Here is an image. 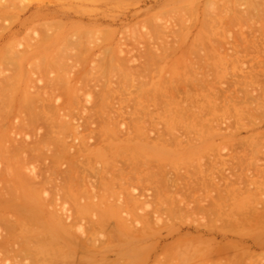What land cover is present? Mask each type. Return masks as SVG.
Returning a JSON list of instances; mask_svg holds the SVG:
<instances>
[{
	"label": "rangeland",
	"instance_id": "1",
	"mask_svg": "<svg viewBox=\"0 0 264 264\" xmlns=\"http://www.w3.org/2000/svg\"><path fill=\"white\" fill-rule=\"evenodd\" d=\"M12 1L15 2V10L7 11V14H4L2 16V18L0 19V61L3 60V62L0 63V87H1L2 80L5 77H7L6 78L7 80L10 79L11 78L10 75H12V73L15 75V76L12 77V79H15V80L13 81L11 79L13 81L12 82L13 86H12V84H10L9 88H8L7 83H6L7 80L6 81L3 80V83H6L7 86L3 84L4 88L3 89L0 88L1 89L0 90L1 91L0 92V94H1L0 96H1V98L3 96H5V95L9 96V97L12 96V98H13L12 100H15V98H17L14 103H17V102L18 103L14 104V105L15 106L18 105V107L21 106V108H22L23 104L25 105V104L28 103L27 101L24 100L26 98V96L28 98V96L32 95L31 92L33 93L34 89H36V91H38L39 89L41 91H43L44 82L47 83L49 81V79L51 80V78L54 79L56 77H57V79H56L57 81H59V79H61V81L63 82L62 83L63 84L62 85L63 88L61 87L62 88V92H60L59 94H56V96H55L56 99H61V100L62 99L63 100L71 99L70 95H72V93H74V92L76 93V94L74 93L76 101L81 100V101L85 102L84 99H86V96L88 94H90L91 97H94V99L101 98L102 97L101 96L102 95V91L104 89H106V86H107L106 83L107 82L112 81V83L115 84V83L119 82L118 80H120V81L122 80L123 81L124 77H126V73L127 72L124 73L125 76L121 72V64H120V62H122V67L124 66L123 64H125V63H123V61H124L123 58H120L121 61H118L119 60L118 56H119L120 53L118 54V52H117L118 51L117 50V47H118L117 45L119 44V42L124 41V39H126V41H124L125 44L130 49L133 48L132 49L133 50V52H132L133 57L138 60L139 52H141V50H143L145 45H146L145 44V39H146L147 34H148V37L150 36L149 34H153V35H151L155 39L154 42H153V45L156 46V50H159V51H156V53L161 52V53L157 54V55H159L158 57L162 56L161 55L162 52H164V53H165V51L167 52V56L165 54H163V56L165 55L164 59H162L163 56L161 57L162 60L159 59L160 62L158 61V58L156 59V62H158V64H157V66L154 65V66H156V67H154V69L152 68L153 72L150 70L151 74H150V72L147 73L145 75V78H141L140 76L138 78V76H137V79H142L143 82H146L147 83V84L145 83L146 86L148 85V87H146V88H150L151 90H153V88L155 86V83H157V81H161L162 83L161 82H158V83L162 84L163 87H164V86H167L166 84H168V83L169 84H173L172 83L173 80H174V82L176 80L179 82L180 78L181 79L182 78H186V73H185L183 68H180L181 66L179 65L178 61L179 60L181 61L182 57H183V59L185 58L186 60H187V58L190 57V56L188 57V55H189V53L192 54L193 51L192 52H188V54H187V51H188L187 48H190L189 51H191L192 50L191 48H193L192 47V43L195 41V39L200 40L199 39L200 37H201L200 41L202 42V40H203L204 42H202V43L200 42L199 43V41H197L198 42L197 46H194L196 48V49H194L195 50L194 51L195 54L194 53L192 55L190 54L191 55V60L192 61H194V60L197 61L196 59H198V63L199 62H201V63L203 62V65H205V66H207V65L209 66L210 65L209 67H211V68H209L208 66H207V68H209V69L206 68L208 74L211 72V70H214V69H212L213 67L216 69L219 65H221V63H223V65H221L220 67L225 66L224 64L228 63L227 66L229 68H227V69L228 70L230 69V71L227 70L228 71L227 73H229V74L232 73L231 72L232 70H238V66L241 64V62L238 63V62L234 61L233 63H230V62L227 61V59L225 60L226 53H228V52L231 53V51L233 50V47H231L227 43V39L228 38L226 37L227 38L226 39V38H224L221 35H215V36L211 37V36H209V34L207 32L203 31L205 29L201 28V24H202V22H204V19H207V18H204V17H208V16H206V15L204 16L203 13H202L203 15L202 14L201 15H197L195 13H191L189 11V9L187 8L188 7L187 5L189 4V2L191 0H186V1L185 0H0V5L3 4L5 6H7V7H9V3H11ZM214 1H216V0H214ZM221 1L219 3H221ZM223 1L225 2V0H223ZM240 1H241V3H244V4H242L243 6L241 5L244 9H245V7H249L248 6V5H250L249 0H246V1L245 0L244 1L240 0ZM251 1H253V0H251ZM224 2L219 4V5L222 6V4H224ZM235 2H236L235 0H232V1L230 0L229 3H231V7H229L227 9V11L229 10V12H231L230 11L231 9L233 10L232 11L233 13L231 12V14H230L231 18L228 17L229 13L227 11L226 12H227L228 16L226 15V17H225V15L224 16L221 15L222 14L221 10L222 9H226V7L229 5V4H227V2L224 5L225 7L223 6V8L220 9L221 14L220 13H218V14H220L219 17L223 16L222 18H220L221 20L224 21V23H222V25L226 23L225 21H227V18H230V19H228V21H229V20H232V18L235 17L236 14L238 15L237 11L240 10L239 8L241 6L238 7L240 5V3L239 2L235 3ZM185 3H186V5H185ZM212 3L210 2V4H212ZM237 3H239V4H237ZM216 4L215 5L212 4V7L209 6V9L205 8L204 9L205 12L207 10L208 13L209 12L211 13V10H210L211 8H213L214 6H215L214 8L218 7ZM246 4H247V6H246ZM182 6H187V7H185L187 9H185L184 7H183L184 9L180 8ZM221 6H219L218 8H220ZM236 6H237L238 10H237ZM176 7L177 8L179 7L178 9H179L180 12L172 11V9H174V8L176 10L177 9ZM207 7H208V5H207ZM181 9H183V11H181ZM216 10H218V9L216 8ZM216 10L213 9V12L216 11ZM172 12H175V13H172ZM223 13H224V11H223ZM208 15H210V14H208ZM219 17L217 16V17H215V18H213L211 20L214 21L217 18L216 21H215V22H217ZM257 17H255L256 19L252 18L251 21H249L247 18L246 19L243 18L242 19L243 21H245V20L248 21V22L246 21L244 25H243L244 22L241 21V20H239L240 21L239 24H238V22H235L236 26H235V23H234V27H231L229 33H231V35L232 34H236V33L239 34V33H244V30H245L246 34L247 33L249 34V30L248 29H250L251 25L253 24V23H250V22H253V21H255L257 23L259 22L262 26H264V20L262 19L263 17L260 18V19L258 18L259 19L258 21H257ZM210 18H212V17H210ZM210 18H209V20H210ZM195 20H197L196 23H194ZM198 20H199L200 23L198 22ZM261 20H263V21H261ZM220 21L217 22L218 25H214L212 23L215 27L211 26L212 28H210L208 26V32H209V29L214 30L216 28V26H219V30H218V27H217V30L220 31L221 27L223 28V26H224V25L223 26L220 25L221 24ZM89 23H92V25H89ZM198 23H199V25H197ZM191 24H196V25L192 26ZM256 25L260 27L259 24H256ZM160 26H161V28H160ZM165 26H172L175 29L174 31L179 30L178 32L177 31L176 32L179 33V34L181 33V35L179 36L180 39H177L178 37L175 36L176 32L174 33L175 34L174 37H176V38H173V35H172L173 30H170V31L168 29L167 30L166 29L163 30L162 27H165ZM198 26H200V27H198ZM203 26L204 25H202V27ZM252 26L255 27V24L252 25ZM254 27H253V29H254ZM79 28H82V30L91 29V32L93 30L94 31L95 30H99L100 32L102 31V34L104 33L103 31L105 29L106 30L110 29L109 31H112L111 34H113V32H114V37L116 35V39H114L115 41L112 40L109 43H104L102 45V47H100L98 50L95 51L96 62L94 60H92V59L89 60L90 62H88V66L87 67H89V66L92 67V65L94 63H96V64H94L95 66L99 65V67L101 68L100 71H102L103 74H104V75L102 74L104 79H103L102 82H98L97 79H96L97 82H93L91 80L93 78L84 80V81H86L88 83L87 86H84L82 84L84 87L87 88V90L84 93L79 92L78 89L75 88L77 86L71 87V86H73L71 84H73V83H74V85L77 84L75 82V81H77V78L74 79V77L76 76L74 73L77 70L81 69L80 66H81V64L85 63L83 61H85L84 58H86V55L84 56V58L83 57H76V53H78L81 50V48H80L79 45H75V46L72 45L73 47L69 48L71 46L70 42L72 40H73V42L79 40L85 45H90V43H89L90 40L89 39L90 38L93 39L94 37H92V35L94 33H96V32L98 33V31H95V32L93 31L94 33L92 35H90V34L88 35V33H90V32H88V33H84L83 32L79 36L78 33L81 32L79 30ZM156 28H158V29H156ZM205 28H206V26H205ZM71 29H74V30L72 32L68 33V31H71ZM182 30H184V32ZM76 31H79V32H76ZM215 31L216 30H214V32ZM218 31H216V32H218ZM105 32H107V31H105ZM107 33H105L103 35L106 36ZM163 33L167 34V35H170L169 36V42L167 44H165L164 41H163V36H162ZM197 33L199 35L198 38H197ZM221 33L223 34L224 31L223 32H219V34H221ZM225 33H227V32H225ZM61 34H62L61 39L59 41H57L59 39L58 37ZM100 34L98 35V37L99 36L102 37V34L101 35ZM111 34L108 33L109 36ZM159 34H161V35H159ZM53 35H55L54 38H52ZM71 35H73V36L75 35V37L72 36L73 37L72 40H71L72 37L69 38ZM96 36H97V34H96ZM109 36H108V38H109ZM74 38H76V39H74ZM43 39H47L48 40L49 47L47 49L43 48L42 50H40V53H38L39 54L38 55L37 53H35V47ZM110 40H111V37H110ZM110 40H108V41H110ZM138 40H139L140 44H139V42H137ZM64 41L66 42V44L69 43L70 46H68L69 44L68 45L62 44ZM104 41L106 42L105 39H104ZM228 41L230 43L232 40L229 39ZM9 43L11 45L10 47H13L12 48L13 49V53H9L8 49H6L7 47H9ZM171 43H172V46H174V47H170L169 46V49L170 48H172V49H170L171 51L170 50L168 51V46L167 45H171ZM7 44H8V46H7ZM199 44H201V45H199ZM164 45H165V47H164ZM179 47L180 48L183 47V48L180 49ZM126 49L127 48H125V50ZM184 51H186L185 52L186 54L184 53ZM11 52H12V50H11ZM207 52L209 53V55H206V54H208ZM198 54L199 55L202 54V55H204V56L206 55V56H205V58L204 57L203 58H199V57L196 58L197 56H199ZM49 55H51L50 58H41L43 56L47 57ZM210 55H213L214 57H212ZM10 56H12V59H14V63H13V61L12 62L10 61V59H9ZM121 56L124 57V55H121ZM121 56H119V57H121ZM192 57H193L194 60L192 59ZM200 57H201V55H200ZM248 57H250V56H248ZM248 57L243 62V65H245L244 66L245 68H246V65L247 66L249 65V67H250L254 63V62H252L253 59L250 58L251 59L250 60ZM36 58H38V59H36ZM176 58L179 59V60L175 61ZM207 58H210V59L208 60ZM50 59H51V61H53V65L52 66L49 65V66H51V70H52L51 72L47 71L48 68L50 70V67L48 66V64L50 63V61H49ZM201 59H202V61H200ZM45 60H47L49 63L47 61H45ZM99 60H100V62H99ZM188 60L190 62V59H188ZM92 61H94V63ZM174 61H175L176 64L178 63V65H175L176 67L180 66L179 67L180 69L178 71H174V69L172 67V64H175ZM187 61H183V62H187ZM46 62H47V68H46ZM126 62L128 63V61H126ZM189 62L187 64H190ZM38 63H41V64L44 63L45 64V65L43 64L45 66L44 68H46V70L44 69L45 72L43 71L44 74L41 73L40 71L37 72V70L40 69L39 67H38L39 69H37V66H36V71H35L34 68H31L32 64L39 65ZM142 63H143V61H142ZM72 64H73V66H74V64H76V66L74 67L76 69L73 70V67L71 69L70 65H72ZM111 64H113V65H111ZM153 64H155V63H153ZM180 64H182V63L180 62ZM86 65H87V63H86ZM86 65H85V67H86ZM139 65H141V59H140V61H136V62H132L131 61V63H129V65L127 66V69H129L130 66H131V69H132V68H135V67H137ZM182 65H186V64L183 63ZM39 66H41V65H39ZM125 66H126V64H125ZM151 66H153V65H151ZM235 66H236L237 69H233V67H235ZM68 67H70L71 71H70V69ZM124 68H122V69H124ZM240 68H242V67H240ZM33 69L37 73L33 72L32 71ZM67 69H69V70H67ZM168 69H169V71H168ZM171 69H173L174 73L172 72ZM246 69H248V68H246ZM88 70H90V69H88ZM175 70H177V68ZM225 70L226 69H224V71L222 72L223 74H225L224 73ZM217 71L220 73V69L217 70ZM217 71H216V73L218 74ZM67 72H69V74H71V72H72L73 76H71V75L69 76V74H68V76L70 78L68 76L66 77V75H67L66 73ZM175 72H178L177 75L175 74ZM237 72L238 71L233 72V73L235 74ZM131 73H133V72H131ZM214 73L212 72L210 74L213 75ZM76 74H77V72H76ZM90 74L93 75L92 73H90ZM128 74H129V70H128L127 76H128ZM148 74H150V76H147ZM173 74H174V77H173ZM210 74H209V76H210L209 78H213ZM223 74H222V76H223ZM8 76L10 78H8ZM94 76H95V74H94ZM71 77H73L72 80L73 79L75 80V81L74 80L72 81L73 83L71 82ZM216 77H218V76L215 75L214 78H216ZM67 78L70 79V80L68 79L70 82L67 80L69 82V84H67L68 82H66V80H65ZM120 78H122V79H120ZM33 79H35V81H37V82L34 84L35 86H32L33 83L30 84L33 87V89L30 88L32 90H30L31 92H28L29 90H27L25 87H27L29 81H31ZM53 79H52V81H53ZM130 79H131V77H130ZM181 79H180V81H181ZM11 80H8V82L11 81ZM234 80L230 79V78L229 79H225V80H223V83L227 84V83L233 82ZM52 81L51 82L49 81V83L51 84V83L54 82V81L53 82ZM81 81H83V79H81L80 82ZM49 83H47V84L49 85ZM135 83H137V82H135ZM57 84L59 85L60 83H57ZM77 85H80V83H78ZM59 86H61V85H59ZM156 86L157 87L158 86L161 87V85H159V84L156 85ZM5 87H7V89ZM66 87H67V89H66ZM111 87H114V86H111ZM163 87L159 88L160 92H161V89H163ZM146 88L144 87V89H146ZM235 88H236L235 92L237 93L238 96H243L244 93L246 92L242 88V86L238 85V86H235L233 89H235ZM257 88L258 87H256V89L254 88L255 90H251L250 89L251 90V91H249L250 92V94H249L250 98L253 97V95H254L253 99H257L258 100V97L256 98L255 96H258V94H261V93H259L257 91ZM63 89L65 90V92H64ZM165 89H167V88H165ZM26 90H27V92H26ZM129 90H131V92L133 94H136L137 86L135 88H129L128 91L125 92L126 93L125 96L127 94L130 95L129 94ZM259 91H260V89H259ZM24 92L26 94H28V95H25L24 97H22V95H24ZM105 92H107V89H106ZM146 92H148V89H147ZM151 92H153V91H151ZM154 92H156V91H154ZM158 92H156V93L158 94ZM35 93L38 94V92H35ZM161 93H162V95L164 94L163 92H161ZM161 93H159V94L161 95ZM34 94H33V96H34ZM133 94H132V96H133ZM147 94H149V93H147ZM155 94H153V95H155ZM247 94H248V92H247ZM263 94H264V92L261 94L262 98H264ZM149 95L151 96V93ZM164 95L162 97H165ZM76 96H79V100H77ZM9 97H7V98L3 97V98L8 99ZM31 97L32 96H30V98ZM153 97L160 98L161 96L159 97V96L155 95ZM243 97H241V98H243ZM21 98L24 100L23 104L21 103V101H22ZM72 98H74V96ZM148 99H149V97H148ZM248 99L249 98L242 99L243 101L244 100L247 101V102L245 101V103H243L242 110L244 109V107L247 108L249 106L253 107L254 105L255 106L257 105L258 102L255 104V102H256L255 101L254 105H253V104L248 102V101H250V102L252 101L253 102V99L252 98L249 99V100ZM12 100L9 99V102L12 101ZM29 100L30 99H28V101ZM160 100H159V102H161V106H159V108L160 107L164 108L166 104L163 105V102L165 103V101L162 102V100L161 101ZM260 100H259V102L261 104L260 103H258V104H260L261 107H262V104L264 103V99H263V102L260 101ZM19 101H20V103H19ZM81 101L79 103L81 105H83L84 102H82L83 103L82 104ZM117 101L118 100H116V105L118 106ZM25 102H27V103H25ZM11 103H13V102H11ZM72 103H71V105H72ZM74 103H75V101H74ZM74 103H73V106H74ZM19 104H20V106H19ZM80 104H78V105H80ZM85 104H87V101H86ZM89 104H87L85 106L84 105L83 106L80 105L79 106L80 109H78L79 107L77 108V106H76V108L78 110H76L75 106L72 107L77 112H71L70 113L71 117L73 116L72 117L73 120H72V124L68 122L71 118L68 119V121L66 120L68 122V125H70V126H68L67 129H70V127H71L72 131H74L73 127H78L79 125H80L79 127H81V125H82V127L79 128V129H82L84 127L83 124L85 123L86 115H84L83 111L82 112H79V111L82 110L83 107H86L85 109H87V108L91 109L92 108L90 106L91 104L90 105ZM14 105H13V108H14ZM247 105H249V106H247ZM260 105H259V107L257 106L258 109L261 108ZM30 107L31 106H29V108ZM151 107H152V105L150 106V108ZM29 108H27V110L33 112L32 111L33 109L30 108V109H32V110H30ZM152 108L154 109V107H152ZM166 108H167V110H169L168 106ZM24 109L26 110V108H23V110ZM74 109H72V111ZM85 109H83V110H85ZM151 109H150V111H151ZM153 109H152V111H153ZM158 109L156 111H158ZM247 109L249 110L248 111L249 114H247V115H251L252 117L246 115V113H247L246 110ZM247 109H244V111H246V112H244L242 114H245L246 116H244L242 118H239L240 116L237 117L238 115L235 114L236 115V119H240V122L237 121L239 124L234 119L235 118L234 114H233L234 115L233 119L230 117V116H233V115L228 114L226 116V119L224 118L225 117L224 116L223 118L214 121V123H213L214 126L213 127H215L216 129L217 128L220 129L219 130L220 132L223 131V133L233 134L232 138H226L227 141L225 139L221 140L220 138L217 137V135H215V134H217L219 132L218 129H217V131L213 130L214 132H212V130H211L212 129V127H211L212 125L209 126L208 128H205V127L203 128L202 126L205 125V124H203L201 126V128H199V129H202L201 131H199L197 129L194 132V130L196 129L194 127H196V124H195V126L194 125H190L194 121L193 117L190 118L191 119V121H190V119H189L190 116L182 114L183 115V119L185 118L184 121L182 122V123H184L183 125L189 126L190 127V131L192 130V132H194V133L190 132L189 133L190 135L187 133V136H185L186 133L184 134L185 138L186 137L187 138L186 139L184 138L185 144H183V142L181 143L182 147L179 144H177L179 146H177L176 144H175V146H173L171 144L169 147L168 146L167 147L159 146V148L155 147L154 145L148 147L144 143L141 144V145H142V147H144L145 150L148 151V153L149 152H153V156L154 157H156L157 155L160 156L159 154H161V156H163L161 158L164 159V156H165L166 158L169 157L168 159L170 160V157L172 156L171 158L173 160H170V161L167 160L168 162H166V165L164 164L165 162L162 163V168L163 169L165 168V167H163L164 165L167 166L166 168H168L169 174L171 173V171L172 172L175 171V169H177L176 171H178L179 168H180V171H178V172H182L183 171L185 173V169H187V171L191 173L193 168H194V170L199 168V165L197 166L196 164L197 163L198 164L201 163L202 158L204 156V154L201 155L202 149H200V147H199L200 145L203 146V145H206V143L210 144L213 141L212 144L213 145L215 144L214 148H216L218 143H219L218 146H221L223 144V142H225V143L231 142L232 149L231 148L229 149V147H231L230 146L231 144L228 146L229 143H227L228 148L227 147L225 148L226 145H224V144H223L224 148L220 147V148L224 149V150L221 149L220 151H222V152L225 151L224 153L221 152L222 155L223 156H229L228 154H232L231 152L235 151V149L233 150V148H234L233 147V145H234L233 142L237 141L235 143L236 144L235 147H238V151L240 150L242 152L240 154H244V152L242 151L243 146H246L249 143L246 142L247 144L244 143V145L242 147H240L241 144H238L239 143L238 140H244V139L247 140L246 138H250L251 136H253L252 134H258L255 137V139L253 138L254 136L251 137V138L254 139V140H252V143L254 141L255 142L254 143L255 146L253 147L252 143L250 144V146L249 145H247V146H249V147L252 146L253 149L250 148V152L251 153L252 152L253 153L256 152V154H257L256 156L259 157L261 160L259 158H258L259 160H256L257 157L256 156L253 157L252 156L253 153L251 155L252 156V158H251L249 153H248L249 151H247V150H246L247 152L245 151L248 154V155H246L247 156V160L245 158H243L244 161L246 160L249 163L250 160L248 159V157H250V159H252L251 160L252 162L251 161L250 162H251V164H253V166H249V167H254V169H256V172H255V170H253V171L251 170L252 172H254L253 173L254 176L252 174L251 178L250 177L248 178L247 181H249V184L245 181V183L247 185H249V187H248L249 189L244 191L245 190L244 188H247V186L245 185V183H243L241 185H245V187L242 186V187H244L243 190H242L244 192L237 191L236 194H233L232 192H230L231 194L229 193L228 196L225 195V197H224L223 196L225 194L224 193L225 191H224L223 195H222V193L220 194V195H222L224 197V199L222 198L223 200L221 202L222 206H221V204H219V205H220V207H222L221 211L223 213L226 210L228 211L230 209H233L234 210L233 212H237L238 216H239V214H238L239 211L242 212V213L244 211H246V213H247L248 212L247 210H250V208H252V210H255V209L259 210L258 211L259 213H261V211L263 210L262 213H264V166L261 165V163H263V165H264V156H262V155H264V134H263L264 133V110H263V112H260L261 110L259 109V111H255V115H252V114H254V113L250 114L251 111H252L250 109H252V108H250V109L247 108ZM25 110L22 111V112H21V109L20 110L18 109L17 111L13 110V112H11L12 113L11 115L6 110V112L8 114L5 112L6 113V115H5V113L3 112V115H2L3 117L1 116L3 120L0 119L1 120L0 121V131H1L0 133L3 135V137L0 138V139H2L0 141L1 142L0 143V145H1L0 147H1V149H2L3 146L4 147H3V151L0 149L2 151V154L1 153L0 154L1 155H5L6 158H7V155L8 154L10 155L11 152H13V151H14V153H12V154L15 155L16 149H17V154L19 153V155H20V153H22V151L18 152V149L20 147L19 146H15V145H17V144H19L21 142L23 143V141H25L24 144H27L26 142H28L29 143L28 145H31L30 143H32V141L34 143L35 139H39L41 134L43 133V131L46 130L45 128L49 127V126L48 127H44V126H46L45 122L47 120L45 118L46 120L45 119L43 120L44 121L43 122L44 126H42V129L40 127L42 124L40 123L41 124L39 126L40 128L38 126L34 127V129H36L38 127L37 130H34V131H29L28 130L29 132L26 130L27 134L25 133L26 131L23 132L26 135L21 134L22 131H23V129L21 128V123H20V128L22 129L21 133L19 131L20 128L18 129L19 126H17V125H18L19 121L20 122L22 121V123H23V118H27L29 116V114L28 115L25 114L26 113ZM164 110H166V109L165 108L162 109V113L165 112ZM63 112H64V110H62V113L61 112H54V113L63 114ZM253 112H254V110H253ZM51 113L53 115V112H51ZM66 113L68 114V112H66ZM160 113L158 114L159 116H160ZM180 113L181 112H179V114ZM230 113H234V112H230ZM238 113H240V112H238ZM256 113H257V115H256ZM47 114H50V113L46 112L45 115L47 116ZM67 114H65V115L67 116ZM169 114L172 115L171 113H169ZM242 114H240V115H242ZM165 115H166V113H165ZM165 115H163V116H165ZM52 117H51V119L50 118L48 119L49 121L47 120L48 123H51ZM61 117L62 116H59V118H61ZM63 117H65V116L63 115ZM68 117H70V116H68ZM227 117H228V119H227ZM42 118H44V116H42ZM47 118H48V116H47ZM56 119L58 120V118H56ZM54 120H55V118L53 119V121ZM57 120H55L56 122L52 121V125H54V124L57 125L58 124ZM158 120H162L163 121L164 118L162 117V119H158ZM58 121H59V123H61L60 119ZM195 121H197V120H195ZM225 121H228V122H225ZM163 122H161V123H163ZM185 122H187V123H185ZM230 122H231V125L228 124ZM199 123H200V121H199ZM235 123L238 124V127H237L238 129H236L235 125L237 126V124H235ZM56 125H55V127H56ZM162 125L165 126L164 123L163 124H159L158 128L159 127L163 128ZM229 125H230V129L228 127ZM232 125H233V127H232ZM191 126L192 127L194 126L193 127L194 130L192 129ZM16 127H17V129H16ZM92 127H93V129L97 128L98 127V123H94L92 125ZM226 127H228V128L226 129ZM53 128H54V126H53ZM60 128L58 126L59 130H61ZM158 128H156L155 130L151 129L150 131L151 132H155ZM215 128H213V129H215ZM43 129H45V130H43ZM56 129H57V127H56ZM67 129H65L66 132H67ZM231 129L234 132H235V130H240V131H239L238 134H234L231 131ZM16 130H18V131H16ZM52 130H54V129H52ZM75 130H77L76 134H79V133L81 134L80 131H82V130H80V131L78 129H75ZM224 130H225V132H224ZM226 130H228V131L226 132ZM229 130H230V132H229ZM68 131L72 132L70 130H68ZM78 131H79V133H78ZM84 131H85V129H84ZM55 132H57V131H55ZM59 132L60 131H58V134H59ZM74 133L75 132H73V134L71 133L70 135L74 136ZM2 135H0V136H2ZM27 135H29L28 136L29 139H27ZM65 135H66V133H65ZM68 135L69 134H67L66 139H65L66 140L65 145H67V144L70 145L71 144V145L74 146V149H75V147H76V150H77V148L80 149L81 147H79L77 145H79L78 142L79 143L82 142V140L80 138L81 135L80 136L79 135L75 136L76 138H80V139H76L75 137H73V136L71 137L70 135L69 136ZM152 135H154V133H152ZM63 136L64 135L62 134L59 137H61L63 139ZM188 136H190V137L188 138ZM61 138H59V139H61ZM188 139H189V141H188ZM208 140H211V141H208ZM218 140L222 141V142H219ZM2 141H3V143H2ZM36 141H41V138L39 140H35V142ZM75 142H76V144H75ZM88 142H89V140H88ZM241 142H243V141H241ZM250 142H251V140H250ZM190 143H193V144L191 145ZM220 143H221V145H220ZM21 144H19V145H21ZM24 144H22V145H24ZM138 144H139L138 141H133L132 143L127 142V144H124L122 146L131 147V145H135L136 146ZM69 145L65 146L66 149L68 148ZM80 145H82V144H80ZM101 145H102V143H99V142H94V141H92V142L90 141L89 142V146H90L89 148L93 149V151L98 150L101 147ZM193 145H195V146H193ZM238 145H240V146H238ZM50 146H52V144ZM171 146H173V147H171ZM196 146H198V147H196ZM10 147H11V149H10ZM14 147H15V149H14ZM136 147H138V146H136ZM52 148H53V146H52ZM160 148H162V149H160ZM193 148H194V150H193ZM217 148H219V147H217ZM51 149H48L45 146V148L42 149L43 150V154L44 153L45 154L46 153L49 154ZM81 149H83V148H81ZM244 149H245V147H244ZM9 150H11V151H9ZM76 150L72 149V152H74ZM228 150H229V152L230 151L231 152L229 153ZM248 150H249V148H248ZM251 150H253V151H251ZM69 151H71V150H69ZM217 151L218 150H216L215 152H217ZM220 151H218L217 153L220 154ZM238 151L236 150V152H238ZM3 152H5V153H3ZM183 152H185V153H183ZM110 153H112V152H110ZM154 153L156 155H154ZM206 153L209 154V153H212V152L207 151V152H205V155H206ZM126 154H125V156L127 158H129V156L134 157L130 153H129V156H128V153H126ZM1 155H0V181L4 180V178L8 179V181L5 180L4 181L5 184H1L0 185V189L2 191V188H3L2 185H7L6 184L7 182L9 184L10 183L9 181H11V183L9 184L10 187H12L11 184H13V183H15V184H13L14 186H16V184L17 185L19 184V186H20L19 188L20 189L16 188L17 190L14 189V191H15L16 195L19 197V199L18 198L17 199L18 200L21 199L22 202L18 201V200L16 202L15 201H12V202H13V205L16 203L18 207H19V205H21L23 210H22L21 206L19 207V209L21 208L20 211L17 210L16 209L17 206H16V207H14V212L16 210L17 211L15 213L13 212V215H11L12 211L7 212L6 211L7 209L5 210L6 207H10V205H12L11 204L12 202H10V204H7V202H4L2 200L3 196L1 197V195H5L6 192H8V191H6V192L2 191L3 193L0 195V202L2 200L4 203L7 204V205L5 204L3 206L2 205L3 202H2V204H0V209L2 207V208H4L6 213H8L5 216L10 217V215H11V216H13L15 218V215H19L21 219H24V221H25V219H27V218H24V216L28 217V216H32L33 215V217H31V218H34V220L32 219V221H33V224L35 223L36 225H34L31 228L30 227L26 228V230H28V232L27 231L25 232V230H24L25 234H22V233H20L21 232V230H20L21 228H17L16 227V224H18L19 226L23 225L22 220L20 219L15 224V227L17 228V230L19 229V231H17V235L19 234V236H17L15 234L17 238H14L13 240H8L9 237L13 236V232H14V228H15L14 227L12 229L13 226H12V223L10 222L11 223V231L13 230L12 231V235H10V236L8 235V236H6L7 238H5L3 240H0V241H4V243L0 242L1 243L0 244V248H3L4 246L7 247L9 245V243H11V245H12V247H14L15 251H13L14 254H13V252L10 253L11 252V249H10L11 247L9 245L7 247L9 249V253L10 254L7 252L9 255H7V254H5L3 252H0V264H37L39 261H40L39 264H41V263L43 264L44 262H47V264H205L207 261H209L207 264H212L210 262L212 257H210L209 253L215 252V250H217V248L221 247L223 245V243H224V245L226 247L229 246V245H233L235 247L240 248L239 250L237 248H235V249H237L236 251L238 253L235 252V250H233V251L236 253L237 257L240 255L239 254L240 251H242L244 253L243 254L242 252H240V253H242L241 255H243V256H239V257H242V258L244 257L243 259L240 258V259L243 260V262L241 264H245V263H247V261H248V263L250 262L249 264H253V263L254 264H264V243H263L264 242V227H263V225H264L263 223L264 222L259 226V228L260 227H262V228L259 229L257 227L258 230H257V228L254 229V231H256V232H254L253 230H251L252 228H250L249 230L252 233L248 232L247 229H248L249 226L247 225L248 224L247 223L246 224L247 225V229L246 230L250 234L245 233L246 232L245 228H241L243 230H241L240 234L237 233L240 230H238L236 232L235 229L229 230V232H227L228 231L227 228H230V227H226L227 231H223L220 226L223 225L224 219L225 220H226V218L229 219L230 216H231L232 219L233 218L236 219L238 216L236 215L237 217L236 216L232 217V215L229 216V213H228V215L224 213L225 215H227V217H225V218L224 217H220V215L223 216L222 212H221L222 214L220 212H218L220 214L218 216L217 215L218 213L216 211V209L218 210V208H216V207L219 206L217 204L219 201L217 202V200H218L217 198L218 197L215 198L218 195H217V193L212 192V191L210 192L209 190L208 191H202L201 190V194L204 197L208 193V196L205 197L206 198L205 201H203V199H205V198H202V203H205V204H202V205L207 206L209 204V208H211V206H212L213 210L215 209L214 211L211 210L214 213H212L210 211L211 213H209L210 214L209 215L206 212L204 213L202 210L201 211L200 210L199 211L195 210V206H197L198 204L201 205L200 201H199V203L197 202L198 203L197 204L196 200L193 199V200H195V202H194L191 199L190 195H188V194H186V195L189 196L190 201H185L186 199L189 200V198H187L188 196L185 198V200H182L185 197V192L186 191L185 190H184L185 192L182 191V192H184V194H182L181 190H178L180 185H178L179 184L178 179L176 180L174 176L175 175L176 176H178V175L180 176L181 174L177 175V174L174 173V175L173 174L172 175L171 174L168 175V177L169 176L172 177L173 180L175 179V181H174L175 183L172 180V182L174 183V185L172 184L173 186L170 185L168 182L167 183L169 185L168 186L165 185V183L167 181V177L166 178L163 177L164 179H162L163 181H165L164 185H163V183L162 184L160 183V182H163L162 180L161 181L159 180L160 181L159 182L160 185L158 184V181H157V183H155L154 185L157 184V185L160 186L159 189L157 188V186H155L157 188V190H159V191H157L156 188H154L153 184L150 185V186L147 185V184L146 185L142 184L143 186L141 184L139 186H134V184L132 185L130 183L131 185H129V183L127 184L125 178H126V176H131V175L133 176L134 175L132 173L133 163L128 164V165H132L131 168H130L131 169V173L129 174V172H130L129 171L130 170L129 167L130 166L129 167H127L128 165L125 166L127 163L125 162L126 163L125 164L122 161L123 160L122 158H121L122 159L121 161H122L123 164L121 163V161H117L116 157L119 158L120 155H118V156L116 155V157H115L116 159L115 160L113 159V164H114V161L115 162L117 161V164H118V162H120L121 165H119V167H121V169L119 167H118V170L116 168H113V172H112V170H111L112 168H110L111 172H110V170H107L109 172L107 174H105V175H107V178L104 176V174H103V176L107 180H109L110 177L113 176L114 180H112V181L114 182L116 180L117 183L115 182L113 184L111 182L112 184H108L109 181L107 183V181L105 179H104L105 182L102 183L100 181L101 180L100 178L102 176H100L99 174H98V176H96L95 174H97V173H95L94 175L96 177L95 176L93 177L92 176L93 174L91 173L92 174L91 175L90 172H89L90 178H91L90 179L91 180L90 184H92V183H93V185L95 184L94 188H93L90 185H89L90 187H88V184H89L88 179H85L86 181L84 179L83 180L81 179V177L84 176V175H81V174L84 173V172H82L84 168L81 169L82 167L80 166L81 167L80 168L79 164H78L79 168H77V165L75 164L76 166L74 165V167H76V168L74 169V167L69 165V163H70V162L68 163L69 160L66 159L65 161H63L61 163L59 162L60 163L59 167L61 168V169L60 168L59 169L63 170V171H67L69 169L67 171V173L65 172L66 174H69V171L72 173V171L70 169L73 168L75 173L77 172V176L78 177H77V179H75V181L73 179V181L75 182V183L72 184V185H74L73 186L74 188H72L71 190L70 189H65L69 193L72 191L71 193H73V194H74V192H73V190H74L76 195L74 194L73 196L68 197L69 196V193H68V196H67L68 198L67 199H63L65 201H63L61 199V201L66 203L64 205H65V207L67 209L64 210L62 208L63 205L61 207V206H58L59 203L58 204L55 203V201L58 202L59 201L58 199H60L59 197H61L60 196V192L57 193V194L55 193L56 192V189H55L56 187L55 186L56 185L57 186L65 185L63 183L61 184V182H63L62 177L64 178V176L62 174L63 172L61 173V171H57V170H59L58 168L55 169L57 167L58 163L55 166V164H52L51 160L46 158L44 163L39 160L40 164L38 166L43 168L44 165L46 164V165H48V168H50V170H51V166H52L53 167L52 169H54V171L61 173V175L59 173H58L59 175L57 174L58 176H61L60 177L61 180L57 177V175H55L56 173L55 174L53 173L52 170L51 171L48 170V172H46V170L44 169L45 167H44L43 170L41 171L37 165L36 166L32 165L33 162L35 163L36 161L29 162L31 164H29L28 167L30 165H32L33 167H36L37 170H38V175H41V173L44 171L43 173H45V174L47 173V175L49 174L52 177H54L53 175H55V177L52 179L53 181H52L51 185L50 184L48 186L46 185L45 186L46 188H44L42 191L40 190L41 188L39 186H38L39 188H32V189L28 188V189H26V187L22 184L21 180L24 177H26V176L30 177L29 180L30 179L33 180L34 173L31 172L30 170H27V172H26L25 171V169H26L25 167H27V166L23 165L24 166L23 167L21 165L19 166V164L17 165L16 164V162H17L16 159L18 158L17 156H16L17 157L16 159L13 156V158L16 160V162H15V160H13V162H12L13 158H12L11 155H10V157L12 158L11 160H10V158L9 159L7 158L8 159L7 160V159H5V157L3 159L2 158L3 156L1 157ZM23 155H25V153ZM21 156L22 155H20L19 158H21ZM25 156H23V157L25 158ZM109 156H112V155H109ZM153 156H151V157H153ZM196 156L199 157L200 162H199V160H197ZM113 157H114V155H113ZM200 157H201V159H200ZM44 158H43V160H44ZM107 160L106 159L104 160V164H103V162L101 164V162H100L101 160H99V162H96V161L93 160L91 162L92 164L90 163V166H92V168L96 167V169L98 168V170L95 169L96 170L95 171L94 168H93V170L91 169V172H94V171L95 172H97V171L101 172L102 169L104 168V165H106L105 161H107ZM126 160L128 162V159H125V161ZM8 161H10V162H8ZM75 161H76V159H75ZM97 161H98V159H97ZM159 161H161V160H159ZM25 162L26 161L24 160L23 163H25ZM72 162H71V164H72ZM134 162H136V160ZM23 163H21V164H23ZM109 163H112V160H111V162L109 161ZM151 163L149 165H143L144 167H146L144 170H143L144 167L141 165L143 168L140 167L138 172L141 170L142 173H144V171H145V173H147L146 171H150L152 168H154V169H156V168L160 169L161 168V167L159 168V166H158L159 164H161L160 162L158 163L156 160H154V163L156 164L157 167L153 163H152L153 165H151ZM157 163H158V165H157ZM26 164H28V163H26ZM82 164L84 165V163H82ZM115 165H116V163H115ZM123 165L125 166L126 169L127 168L129 169V170L127 169L128 173L125 172L126 169L123 168L124 167ZM195 165L197 166L196 168H195ZM90 166H88V167H90ZM114 166H112V167H114ZM22 167L25 168V169H23ZM85 167L87 168V166H85ZM115 167H117V166H115ZM173 167H177V168L173 169ZM257 167L262 168V171L261 172H257ZM18 168H21V169L19 170ZM149 168H151V169H149ZM166 168L164 170H167ZM226 168H227L226 171L229 172V168L228 167H226ZM247 168H248V166L245 169L242 168V170H241V168H239V170H240L239 172H241V173L243 172V174H244V172L247 171ZM16 169H18V170H16ZM76 169H78V170L80 169V170L76 171ZM88 169H90V168H88ZM99 169H101V170H99ZM123 169H125V170H123ZM134 169H135L134 173L136 175L137 174L141 175V173H137L136 167ZM158 169H157V171H158ZM190 169H191V171H190ZM250 169L248 168V171ZM23 170L26 173L23 172ZM115 170H117V171H115ZM152 170H151V172H152ZM40 171H41V173H40ZM74 171H73V173H74ZM84 171L87 172L86 170H84ZM251 171H249V174H251L250 173ZM49 172H52V173L50 174ZM103 172H104V170H103ZM153 172L156 173L155 170H153ZM183 172H182V175L184 174ZM20 173H21V175H20ZM152 173L151 174H147V175H149V176L153 175ZM255 173H258L259 175H255ZM29 174H31L32 177ZM158 174H157V176H158ZM167 174H168V171H165V172H162V174L160 173V176L161 175L162 176H164V175L167 176ZM192 174L194 175V172H192L191 175ZM227 174H226V176H227ZM71 175H73V174H71ZM193 175H192V179L196 180L195 177L193 178ZM19 176L21 178L23 176L24 177L22 179H20ZM85 176H86V174H85ZM184 176H185V174H184ZM187 176H188L187 178L186 177H184V178H186L188 180L190 179L189 182H188V180H186V182L190 183L191 178H190L189 174ZM10 177H12V178L10 179ZM39 177H41V176H39ZM84 177H82V178H84ZM252 177H256V178H252ZM16 178H17V180H16ZM74 178H75V176H74ZM156 178H154L152 180L154 181ZM180 178H179V180H180ZM182 178H183V176H182ZM56 179H57V183H58L59 180L61 181V182L59 181V183H58L59 185L57 183H55ZM158 179H160V178H157L156 180H158ZM252 179H254V180H252ZM254 181L256 183H253V185H252L251 182H254ZM182 182H185V179H184V181L182 180ZM99 183H102V184H99ZM176 184L179 186L178 188H177ZM9 185H7V186H9ZM135 185H138V184H135ZM53 186H54V189H52ZM183 186H184V183H183ZM61 187L65 188L64 186H61ZM180 188H182V186ZM250 188H252V190ZM21 189H23V190H21ZM58 189H59V187H58ZM9 190H11V189L9 188ZM60 191H61V189H60ZM10 192L14 193L13 191H10ZM65 192L63 191L62 193L65 194ZM36 193L37 194L39 193V195L37 196ZM158 193H159V195L161 193V195H160L161 197H159V198H161L160 199L161 202L158 201ZM31 194L32 195L35 194L38 197L37 198L38 200L39 199H42V200H39L40 202L36 201L34 199L35 196H32ZM252 194H255L254 198H252V196H251ZM16 195H15V198H16ZM28 195L32 196L31 200L34 197L33 199L36 202L32 201V203H31L30 197H28ZM55 195L58 198L57 200L55 198ZM183 195H184V197L180 201H178L179 198H181ZM24 196L26 197V199L28 197V199H27L28 201L25 199V201L23 202L22 198H25ZM64 196H63V198H65ZM179 196H181V197H179ZM15 198H14V200H15ZM219 198L221 199V197H219ZM43 200L44 201L46 200V202H49V203L45 204L46 202H44ZM182 201H184L185 204H182L183 203ZM25 202H27V203H25ZM28 202H30V204H32V207L34 205H36V206H34L35 208L33 207V211H32V208H30L31 205ZM37 202H39V203H37ZM131 202H132V204H131ZM133 203H134V205H133ZM28 204L30 205V207H28L29 206ZM127 204H131L133 206L130 205V206H126L125 207L124 205H127ZM38 205H39V207H37ZM254 207H255V209H253ZM24 208L26 210L28 208H30L31 212H29V211L25 212ZM236 210H239V211H236ZM22 211H24V212H22ZM227 211H226V213H227ZM231 212H232V210H231ZM250 212H251V214H249ZM258 212H253V211L250 210L247 215H249L251 217L252 213H257L256 217H258L260 215V214L258 215ZM57 213H58V215L60 217L62 216V218H63L62 220H64V222L63 221L62 222H63V224H65V227L70 225V227L68 226V230H69V231L67 230L68 233H66V230H65L67 228L64 229V231L66 233V235L63 234L64 238H62V235H59V236L56 235L55 232L51 230V229H54V227L50 223L54 220V218H57V217H55V216H57ZM242 213H241V215L244 216L243 215L244 213L243 214ZM0 214H2V212ZM241 215L238 218L241 219ZM247 215L245 214L244 217L246 218ZM53 216H54V218L52 219ZM263 216H261L259 218L262 219ZM13 217H10V218H12V220L10 218L9 219L14 222L15 220H14ZM60 217H58V218H60ZM244 217H242V219ZM252 217H254V215ZM252 217L249 218V219H252ZM31 218H30V220H31ZM57 219H55V220H57ZM27 221L30 222L29 219H28L24 223H26ZM49 221H51V222H49ZM230 222H231V220H230ZM5 223H7V222H5ZM10 223L8 222V224H10ZM21 223H22V225H21ZM228 223H226V224H228ZM30 224H31V222L28 225H30ZM230 224L231 223H229L228 225H230ZM30 226H32V225H30ZM233 226H235V224ZM218 227H220L221 230ZM222 227H225V225H223ZM241 227H243V226H241ZM8 228H10V227H8ZM223 229H225V228H223ZM29 230L31 232H29ZM7 231H8V229H7L6 225L4 224V222H3V224L1 222V224H0V233L2 234V236H5L8 233ZM60 231H63V228H61ZM51 232H52V234H51ZM235 232H236V234H235ZM218 233H220V235ZM231 233H234V234L232 235ZM241 233H245V234H241ZM257 234H258V236H256ZM15 235H14V237H15ZM224 235H226V236H224ZM2 236H0V238ZM50 236L52 238H54V240H59V243L58 244H57V242L53 243L52 240H50V239H52V238H50ZM239 236H241V238ZM236 237H237V239H236ZM254 237L256 238V240L254 239ZM70 241H72L73 244ZM228 242H230V243H228ZM12 243L14 244V246H13ZM68 243L71 244V245H68ZM222 248H223V246H222ZM5 251H7V250H5ZM251 255L253 256V258L251 257ZM254 256H255V258H254ZM246 258H247V260H246ZM37 259L38 260L42 259L43 261H41V260L38 261ZM235 259H236V257H235ZM240 259L238 260V262L241 261ZM255 259H256V262H255ZM213 260H215V259H213ZM219 260L222 261V262L224 260L223 264L227 263L225 261V259H223V260L219 259ZM244 260L246 262H244ZM36 261H37V263H36ZM215 262H216V260L213 262V264ZM217 264H220V262H218Z\"/></svg>",
	"mask_w": 264,
	"mask_h": 264
},
{
	"label": "bare ground",
	"instance_id": "2",
	"mask_svg": "<svg viewBox=\"0 0 264 264\" xmlns=\"http://www.w3.org/2000/svg\"><path fill=\"white\" fill-rule=\"evenodd\" d=\"M186 1V0H185ZM221 1V0H220ZM219 0H216V1H214V0H191L190 2H189V4L187 5V6H182V7H180V8H185V7H187L188 9H189V11L191 12V13H195V14H197V15H201L202 13L204 14V16L206 15V16H208V17H204V18H207V19H204V22H202V24H201V28H203V29H205V30H203L204 32H207L208 34H209V36H211V37H213V36H215V35H221V36H223L224 38H226L227 39V43L231 46V47H233V50L231 51V53H226V58H225V60L227 59V61L228 62H230V63H233L234 61H236V62H238V63H240L241 62V64L243 65V62L246 60V58L248 57V56H250V57H248L249 59L250 58H252L253 59V61L252 62H254L253 64H252V66H250L249 67V65L247 66L246 65V68H248V69H246L244 66L245 65H239L238 66V70H232L231 72L232 73H227L228 71H230V69L228 70L227 68H229L228 66H227V64L225 63L224 65L225 66H222V67H220L221 65H223V63H221V65H219L216 69L213 67L212 69H214V70H211V72L210 73H216V71L217 70H219L220 69V73L218 72V74L216 73H214L215 75H217L218 77H216V78H214L215 77V75L213 76L212 74H210L213 78H209L210 76H209V74H208V72H207V69H209V68H211V67H209L208 65V67L209 68H207V66H205V65H203V62L201 63V62H199L198 63V59H196V58H205V56L206 55H209V53L208 54H206L205 56L204 55H202V54H200L201 55V57H200V55L199 56H193L197 61H195L194 59H193V57H192V59L194 60V61H192L191 60V55L194 53V49H196L194 46H197V44H198V42L197 41H199V43L201 42L200 40H201V37L199 38L200 40H198V39H195V41L197 42H193L192 43V47L193 48H191L192 50L191 51H189V49L190 48H187L188 49V51H187V54H188V52H192V54L191 53H189V55H188V57L189 58H187V60L188 59H190V62H189V60L187 61L185 58L183 59V57H182V60L183 61H187V62H183L182 60L180 61L179 59H177L176 58V60L175 61H178V63H179V65L181 66H178V67H176L175 65H178V63L176 64L175 63V61H174V63L175 64H172V67H173V69H174V71H178L180 68H183L184 69V71H185V73H186V78H180L181 79V81H180V79H179V82L176 80L175 82H174V80H173V84H166L167 86H164L163 87V85L162 84H160V83H158V82H161V81H157V83H155V86H154V88H153V90H151L150 88H146V87H148V85L146 86V82H143L142 81V79H137V76H138V78H139V76L141 77V78H145V75L147 74V73H149L150 72V70L152 71L153 69H154V67H156L157 66V64H158V62H156V59L158 58V61L160 62V60L159 59H161V57L163 56V54H165L166 56H167V52L165 51V53L164 52H162V56L161 57H158L159 55H157V54H159V53H161V52H159V53H156V51H159V50H156V46L155 45H153V42H154V37H152L151 35H153V34H149L150 36L148 37V34H147V36H146V39H145V47H144V49L143 50H141V52H139V58H138V60L136 59V58H134L133 57V54H132V52H133V48L132 49H130L126 44H125V42L124 41H126V39H124V41H121V42H119V44L117 45L118 47H117V52H118V54H119V56H121V55H124V57H119L118 56V58H119V60L118 61H121V59L120 58H123V63H125L126 64V66H125V64H123L124 66L122 67V62H120V64H121V72L123 73V75L125 76V74L124 73H128V70H129V74H128V76H127V73H126V77H124V79H123V81L121 80H118L119 82H117V83H115V84H113L112 83V81H110V82H107L106 84H107V86H106V89H107V92H105L106 91V89H104L103 91H102V99L101 98H96V99H94V97H91V95L90 94H88L87 96H86V99H84L85 100V102L84 101H81V100H79V96H76V98H77V100H79V101H76V99H75V94L74 93H72V95H70V97H71V99H67V100H61V99H56V94H59L60 92H62V81H61V79H59V81H57L56 79H57V77L56 78H51V80L49 79V81L51 82L52 81V79H53V83H49V81L47 82V83H49V85L46 83V82H44V85H43V91H41L40 89L38 90V91H36V89H34V91H33V93L30 91V90H32L33 89V87L32 86H35L34 84L37 82V81H35V79H33V80H31V81H29V83H28V85H27V87H25L27 90H29L28 92H31V94L32 95H30V96H32L31 98H30V96H28V98H27V96H26V98L24 99L25 101H27V102H25V103H27V104H23V102H24V100L22 99V101H21V103L23 104V106H22V108H21V106H20V104H19V106L20 107H18V105L17 106H15L14 104H17V103H14L15 102V100L17 99V98H15V100H12L13 98H12V96L11 97H9V96H3V97H9L8 99H6V98H1V96H0V117L3 115V112L5 113L6 112V110H7V112H9V114L11 115L12 113L11 112H13V110H15V111H17L18 109L20 110L21 109V112L22 111H24L23 110V108H26V113L25 114H29V116L27 117V118H23V123H22V121L20 122H18V125L17 126H19L18 127V129L20 128V123H21V128L23 129V131H22V133H21V128L19 129V131H20V133L21 134H24V135H26L27 134V131L29 130V131H34V130H37V128L40 126L41 127V129H42V126H44L43 125V120L46 118L47 120L50 118L51 119V117L53 116L54 118H55V120H57L56 118H58V120L60 119V122L61 123H59V121L57 120V122H58V124L56 125V124H54V125H52V121H53V117H52V120H51V123H48L47 122V120H46V126H44V127H48V128H45V129H43V130H45V131H43V133L41 134V136H40V138H41V141H36L35 142V140H39V139H35L34 140V143H33V141H32V143H30L31 145H28L29 143L28 142H26L27 144H24V142L25 141H23V143L22 144H24V145H22L21 143H19V144H21V145H19V144H17V145H15V146H19L20 148L18 149V152H21L22 151V153H20V155H22L21 156V158H19V153L17 154V149H16V151H15V155H13L12 153H14V151L13 152H11V156H12V158H13V156H14V158L16 159L17 157V162H16V160L13 158H11L10 157V155L8 156L7 155V158L9 159L10 158V160L12 159V162H13V160H15V162H16V164L18 165L19 164V166L21 165V166H27V167H25V168H23V169H25V171L27 172V170H30L31 172H33L34 173V177H33V180H29V178L30 177H20V179H22L21 180V182H22V184L26 187V189H28V188H30V189H32V188H41L40 190L42 191L44 188H46L45 186L47 185H51V183H52V179L55 177V175H57L59 172H56V171H54V169H52L53 167L51 166V170L53 171V173L55 174V175H53L54 177H52V176H50L49 174V176L47 175V173L45 174V173H41V171L43 170V168L46 170V172H48V170L49 171H51L50 170V168H48V165H44V167L42 168V167H40V166H38L39 164H40V162H39V160L41 161V162H45V159L46 158H48L49 160H51L52 161V164H55V166L57 165V163H58V165H57V167L55 168V169H59L60 167H59V164L61 163V162H63V161H65L66 159H68L67 161H68V163H69V165L70 166H72V167H74V165L76 164L77 165V168H79L80 166L82 167H80L81 169H83V171L82 172H84L83 174H81V175H84L85 176V174H86V176L88 177H84V176H82V177H84V178H82L81 177V179L83 180H85V179H88V182H89V184H88V187H93L94 188V185H93V183L92 184H90V182H91V178H90V174L94 177L95 175L96 176H98V174L100 175V176H102L100 179V181L102 182V183H104L105 182V180L107 181V183H108V181H109V183L108 184H114L115 182H116V180L113 182L112 180H114L113 178V176L112 177H110V179L109 180H107V179H105V177L107 178V175H105V174H107L109 171H107V170H110V168H112L111 170H112V172H113V168H116L117 170H118V167H119V165H121V163H122V161L126 164H124L125 166H127L128 164H130V163H133V166L132 165H128L127 167H129V169L131 168V166H132V173L134 174L133 176L131 175V176H126V178H125V180H126V182H127V184L129 183V185H133L134 184V186H139L140 184L142 185V184H144V185H152L153 184V186H154V188H156L155 186H157V188L159 189V185H160V183L162 184L163 183V185H164V183H165V181H163L162 179H164L163 177H167V181H166V183L168 182L170 185H174V181H175V179L177 180L178 179V182H179V184L178 185H180V187L182 186V188H180L177 184H176V186H177V188H178V190H181V192L182 191H184L185 192V197H184V195L181 197V196H179V197H181V198H179V200L178 201H180L183 197V199L182 200H185V198L188 196V195H190V197H191V199L193 200V199H195L196 200V203L198 202L199 203V201H200V203H201V205L200 204H198L197 206H195V210H202L204 213L206 212V213H211L212 211L211 210H213V208H212V206H211V208H209V204L207 205V206H205V205H202V204H205V203H202V198H205V197H207L208 196V193L206 194V196L204 197L202 194H201V190L202 191H212V192H215V193H217V195L218 196H216L215 198H217L218 200H217V204L219 205V204H221V202H222V200L224 199V197H225V195H229V193L230 192H232L233 194H236L237 193V191H240V192H244V191H246V190H248L249 188V185H247L246 183H245V181L249 184V181H247L248 180V178L250 177L251 178V176H252V174L254 173V172H252L253 170H255V172H256V169H254V167H249V166H253V164H251V160L252 159H250V157L252 158V156L254 157V156H256L257 154H256V152H252L253 153V155H252V153L250 152V148H252V146L251 147H249L250 146V144L252 143V140H254L255 139V137L258 135V134H252L253 136H251V137H253V138H246L247 140H238V144H241V146L240 145H238V146H240V147H242L243 145H244V143H249V144H247V145H249V146H247L246 144V146H243V149H242V151L244 152V154H240V153H242L240 150L238 151V147H235V143L237 142H233L234 143V145H233V150L235 149V151H233V152H231L232 154H228L229 156H223L222 155V153H224V152H222V151H220L221 149H223L224 148V145H226L225 146V148L227 147L228 148V146L231 144V142H227V143H229L228 144V146H227V143H225V142H223V146L221 145V143H220V145L221 146H218V144H217V147H219V148H214L215 146V144L213 145L212 144V142L210 143V144H207L206 143V145H200L199 147H200V149H202V152H201V155H203L204 154V156H203V158H202V161H201V163H197L196 165L198 166L199 165V168H197V169H195L194 170V168L192 169V172H194V175H193V178L195 177V179L196 180H193L192 179V175H191V173L190 172H188L187 171V169H185V176H184V174L182 175V172H178V171H180V168L178 169V171H176L177 169H175V171H171V175L173 174L174 175V173L175 174H181L180 176L178 175V176H174L175 177V179L173 180L172 179V177H168V175H170L169 174V170H168V168H166L167 166H165L166 165V162H168L167 160H169L168 158L169 157H165L164 156V159L163 158H161V157H163V156H161V154H159L160 156H156V157H154L153 156V152H149L148 153V151L147 150H145L144 149V147H142V145L141 144H146L148 147L149 146H152V145H154L155 147H158L159 148V146H161V147H169L171 144L173 145V146H175V144L177 145V144H179L180 146H181V143L183 142V144H185V140H184V138H185V136H187V133L189 134L190 132L191 133H194L197 129L199 130V131H201L202 129H199V128H201V126L203 125V124H205V125H203L202 127L204 128H208L209 126H211L212 127V132H214V131H217V129L215 128V127H213L214 125H213V123H214V121H216V120H218V119H221V118H223L224 116V118L226 119V116L228 115V114H230V115H238L237 117H239V118H242V117H244V116H246L247 114H249V110L247 109V108H252V109H250V110H252L251 111V113L250 114H252V113H254V114H252V115H255V111H259V109L261 110L260 112H263V108H264V103L262 104V107H261V103L259 102V100L260 101H262L263 102V99L264 98H262L261 96V94L264 92L263 90H264V26H262L259 22L257 23V22H255V21H253V22H250V23H253L252 25H254L255 24V27L254 26H252L251 25V28L250 29H248L249 30V34L247 33L246 34V32H245V30H244V33H239V34H232L231 35V33H229V31H230V29H231V27H234V23L235 22H238V24L240 23V21L239 20H241V21H243L242 19L243 18H247L249 21H251L252 20V18H255V17H257V21L260 19V18H262L263 20H264V0H253V1H251V0H249V2H250V5H248L249 7H245V9L242 7L243 5L242 4H244V3H241V1L239 0H235L236 2H239L240 3V5L238 6L237 4H239V3H237L236 5L238 6V7H240L241 5V7L239 8L240 10H238V8H237V6H236V8H237V12H238V15L236 14V16L235 17H233L232 18V20H229L228 21V19H230L231 18V16H230V14H231V12L233 11L231 8V12H229V10L227 11V9L229 8V7H231V3H229L230 2V0H225V2H224V4H222V6L221 5H219V4H221V3H223L222 1H221V3H219L220 2ZM232 1V0H231ZM244 1V0H243ZM246 1V0H245ZM210 2L213 4V5H215L216 3V5L219 7V6H221L220 8H218V7H216L218 10H216V8H211L212 7V4H210ZM226 2H227V4H229L227 7H226V9H222L223 8V6L226 4ZM235 2V3H236ZM248 2V3H249ZM210 4V5H209ZM185 5H186V3H185ZM207 5H208V7H207ZM206 6V7H205ZM209 6H211L210 8V10H211V13L209 12L208 13V11L206 10V12H205V8L206 9H209ZM246 6H247V4H246ZM225 7V6H224ZM177 8V7H176ZM179 8V7H178ZM177 8V9H178ZM183 8V9H184ZM187 8H185V9H187ZM234 8V7H233ZM175 10V8L174 9H172V11H175V12H180L179 11V9L178 10ZM183 9H181V11H183ZM213 9L214 10H216V11H214L213 12ZM220 9H222L223 11H224V13H223V11L221 10V12H222V14H221V12H220ZM11 10H15V2H11V3H9V7H7V6H5V5H3V4H1L0 5V19L2 18V16L4 15V14H7V11H11ZM171 10V9H170ZM229 13V16H228V14H227V12ZM236 11V10H235ZM175 12H172V13H175ZM213 13V14H212ZM218 13H220L221 15H225V17H226V15L228 16V17H230V18H227V21H225L226 23L225 24H223L222 25V23H224V21L223 20H221L220 18H222V17H219V15L220 14H218ZM233 13V12H232ZM202 14V15H203ZM208 14H210V15H208ZM218 14V15H217ZM214 16V17H213ZM219 17L218 18V21H220V25H222L223 26V28L221 27V30L220 31H218L219 30V26H216V28L214 29V30H216V31H218V32H214V30H212V29H209V32H208V26L210 27V28H212V27H215L214 25H218V21L217 22H215L216 21V19L213 21V20H211V19H213V18H215V17ZM238 16V17H237ZM253 16V17H252ZM210 17H212V18H210ZM209 18H210V20H209ZM259 18V19H258ZM226 19V18H225ZM256 19V18H255ZM201 20V19H200ZM206 20V21H205ZM263 20H261V21H263ZM202 21V20H201ZM247 20H245V21H243L244 23H243V25L245 24V22H246ZM197 22V20H195V22L194 23H196ZM198 22H199V20H198ZM248 22V21H247ZM200 23V22H199ZM199 23L197 24V25H199ZM204 23V24H203ZM214 25H213V24ZM217 23V24H216ZM247 24V23H246ZM249 24V23H248ZM256 24H259L260 25V27L259 26H257ZM89 25H92V23H89ZM192 26L193 25H196V24H191ZM202 25H204L203 27H202ZM158 26V25H157ZM205 26H206V28H205ZM212 26V27H211ZM235 26H236V23H235ZM238 26V25H237ZM159 27V26H158ZM191 27V26H190ZM195 27V26H194ZM198 27H200V26H198ZM217 27H218V30H217ZM253 27H254V29H253ZM257 27V28H256ZM160 28H161V26H160ZM163 28V30H173V33H172V35H173V38H176V37H178L177 39H180L179 38V36L181 35V33L179 34V33H177L179 30H176V31H174L175 29L172 27V26H165V27H162ZM193 28V27H192ZM156 29H158V28H156ZM195 29V28H194ZM193 29V30H194ZM207 29V30H206ZM223 29V30H222ZM229 29V30H228ZM74 29H71V31H68V33H70V32H72ZM79 30L81 31L80 33H78V35L80 36V34L81 33H88V32H90V33H88V35L90 34V35H92L95 31H98V33L100 32L99 30H93L92 32H91V29H89V30H82V28H79ZM110 30V29H109ZM109 30H104L103 32V34H105V33H109V34H111L112 33V31H109ZM192 30V29H191ZM190 30V31H191ZM105 31H107V32H105ZM158 31V30H157ZM183 32H184V30H182ZM202 31V30H201ZM224 31V33L222 34H219V32H223ZM243 31V30H242ZM76 32H79V31H76ZM176 32V33H175ZM181 32V31H180ZM182 32V33H183ZM198 32V31H197ZM225 32H227V33H225ZM97 32L96 33H94L93 35H92V37H94L93 39L92 38H90L89 40H90V45H85V44H83L81 41H79V40H77V41H74L73 42V37H75V35L73 36V35H71L69 38H71L72 36V38H71V42H70V44H71V46H70V44L68 45V44H66V42L64 43H62V44H65V45H68V46H70L69 48H71V47H73V46H75V45H79L80 46V48H81V50L78 52V53H76V57H83L84 58V56L86 55V58H84V60L85 61H83V62H85V63H83V64H81V66H80V68L81 69H79V70H77L76 72H77V74H76V72L74 73L75 75V77H74V79H76L77 78V81H75L74 79V81L78 84V83H80V85H74V83L72 82L73 80H72V78L73 77H71V82L73 83V84H71V85H73V86H71V87H74V86H77V87H75V88H77L78 89V91L79 92H82V93H84L86 90H87V88L86 87H84V86H87L88 85V83L86 82V81H84V80H86V79H90V78H93V79H91L93 82H97V80H98V82H102L103 81V79H104V77H103V72L102 71H100L101 70V68L99 67V65H97V66H95L94 64H96V63H94V61L96 62V55H95V51L96 50H98L100 47H102V45L104 44V43H109V42H111L112 40H114V39H116V35H115V37H114V32H113V34H111L110 36L108 35V33L106 34V36H104L103 34H102V31L100 32L101 34H102V37L101 36H99L98 37V35L100 34H98ZM176 35H175V34ZM96 34H97V36H96ZM100 34V35H101ZM162 34V33H161ZM161 34H159V35H161ZM178 34V35H177ZM98 38H96L95 36ZM113 35V36H112ZM174 35L176 36V37H174ZM183 35V34H182ZM204 35V34H203ZM54 36L55 35H53V37L52 38H54ZM61 36H62V34L57 38L58 40L57 41H59L60 39H61ZM77 36V35H76ZM108 36H109V38H108ZM163 41H164V43L165 44H167L168 42H169V36L170 35H167V34H164L163 33ZM198 33H197V38H198ZM68 37V36H67ZM105 37V38H104ZM110 37H111V40H110ZM45 38V37H44ZM68 39V38H67ZM74 39H76V38H74ZM103 39V40H102ZM104 39L106 40V42L104 41ZM232 40L230 43H229V41L228 40ZM100 40V41H99ZM108 40H110V41H108ZM205 40V39H204ZM104 41V42H103ZM115 41V40H114ZM134 41V40H133ZM180 41V40H179ZM73 42V43H72ZM103 42V43H102ZM135 42V41H134ZM137 42H139V40L137 41ZM136 42V43H137ZM202 42H204L203 40H202ZM201 42V43H202ZM139 44H140V42H139ZM73 45V46H72ZM123 45V46H122ZM126 45V46H125ZM174 45V44H173ZM199 45H201V44H199ZM7 46H8V44H7ZM6 46V47H7ZM11 45H10V43H9V47H7L6 49H8V52L9 53H13V47H10ZM67 46V47H68ZM125 46V47H124ZM168 46V51L170 50V49H172V48H170L169 49V46L170 47H174V46H172V43H171V45H167ZM49 47V44H48V40L47 39H43L36 47H35V53H40V50H42L43 48L44 49H47ZM164 47H165V45H164ZM190 47V46H189ZM10 48V49H9ZM125 48H127L126 50H125ZM180 48V47H179ZM181 48H183V47H181ZM180 48V49H181ZM186 49V48H185ZM11 50H12V52H11ZM167 50V49H166ZM184 50V49H183ZM7 51V50H6ZM171 51V50H170ZM186 51H184V53L186 52ZM182 52V51H181ZM177 53V52H176ZM186 54V53H185ZM191 54V55H190ZM195 54V53H194ZM39 55V54H38ZM164 55V56H165ZM50 56L51 55H49V56H47V57H45V56H43V57H41V58H50ZM163 56V58L162 59H164L165 57ZM210 56H212V57H214L213 55H210ZM38 57V56H37ZM54 57V56H53ZM175 57V56H174ZM2 58V57H1ZM8 58V57H7ZM6 58V59H7ZM181 58V57H180ZM9 59H10V61L12 62L13 61V63H14V59H12V56H10L9 57ZM36 59H38V58H36ZM90 59H92V60H94V61H92L94 64V66L92 65V67H87L88 66V62H90L89 60ZM140 59H141V65H139V66H137V67H135V68H132L131 69V66H130V68L129 69H127V66L129 65V63H131V61L132 62H136V61H140ZM161 59V60H162ZM208 60L210 59V58H207ZM2 60V59H1ZM48 60V59H47ZM47 60H45V61H47ZM207 60V61H208ZM230 60V61H229ZM251 60V59H250ZM9 61V60H8ZM50 61V63L48 64V66L49 65H53V61H51V59L49 60ZM126 61H128V63L126 62ZM142 61H143V63H142ZM200 61H202V59L200 60ZM206 61V62H207ZM1 62H3V60L2 61H0V63ZM47 62H46V68H47ZM99 62H100V60H99ZM102 62V61H101ZM171 62V61H170ZM173 62V61H172ZM180 62L183 64V63H185L186 65H182V64H180ZM190 63V64H187V63ZM197 62V63H196ZM35 63V62H34ZM86 63H87V65H86ZM153 63H155V64H153ZM209 63V62H208ZM39 65H41V66H39V65H35V64H32V66H31V68H34L35 69V71H36V66H37V69H39V70H37V72H41V73H43V71L45 72V70H46V68H44L45 66V64L43 65V64H41V63H38ZM128 64V65H127ZM206 64V63H205ZM34 65V66H33ZM68 65V64H67ZM85 65H86V67H85ZM111 65H113V64H111ZM110 65V66H111ZM151 65H153V66H151ZM154 65H156V66H154ZM236 65V64H235ZM43 66V67H42ZM51 66H49L50 67V70H49V68H48V70L47 71H52L51 70ZM69 66V65H68ZM76 66V64H74V66H73V64L72 65H70V67H71V69H72V67H73V70L74 69H76V68H74ZM177 68V70H175L176 68ZM227 66V67H226ZM39 67V68H38ZM70 67H68L69 69H70ZM114 67V66H113ZM112 67V68H113ZM125 67V68H124ZM180 67V68H179ZM225 67V68H224ZM240 67H242V68H240ZM43 68V69H42ZM90 69V70H88V69ZM122 68H124V69H122ZM153 68V69H152ZM207 68V69H206ZM223 68V69H222ZM34 69L32 70L33 72H35L34 71ZM45 69V70H44ZM69 69H67V70H69ZM71 69H70V71H71ZM126 69V70H125ZM170 69V68H169ZM169 69H168V71H169ZM173 69H171L172 70V72H173ZM222 69V70H221ZM224 69H226L225 70V74H223L222 72L224 71ZM233 69H237L236 68V66L235 67H233ZM125 70V71H124ZM133 70V71H132ZM170 70V71H171ZM216 70V71H215ZM228 70V71H227ZM92 71V72H91ZM133 72V73H131V72ZM236 71H238L237 73H233V72H236ZM37 72H35V73H37ZM94 72V73H93ZM101 72V73H100ZM153 72V71H152ZM240 72V73H239ZM90 73H92L93 75H91ZM174 73V72H173ZM177 73L178 72H175V74L177 75ZM223 74V76H222V74ZM44 74V73H43ZM67 75H66V77L68 76V74H69V72H67L66 73ZM94 74H95V76H94ZM103 74V75H102ZM138 74V75H137ZM150 74H151V72H150ZM150 74H148L147 76H150ZM73 76V74H72V72H71V74H69V76ZM221 75V76H220ZM13 76H15L13 73H12V75H10V77L8 76V78H10V79H8V80H11L12 79V77ZM68 76V77H69ZM144 76V77H143ZM220 76V77H219ZM228 76V77H227ZM65 77V78H66ZM121 77V76H120ZM129 77V78H128ZM130 77H131V79H130ZM173 77H174V74H173ZM7 77H5L3 80H7L6 79ZM15 78V77H14ZM70 78V77H69ZM69 78H67V79H65L66 80V82H68L70 79ZM126 78V79H125ZM235 79L233 82H230V83H227V84H224L223 83V80H225V79ZM41 79V78H40ZM69 79V80H68ZM81 79H83V81H81L80 82V80ZM97 79V80H96ZM119 79V78H118ZM120 79H122V78H120ZM178 79V78H177ZM214 79V80H213ZM3 80H2V83H1V89H3L4 87H3V84L4 85H6V83H7V85H8V88L10 87L9 85L10 84H12V82L15 80V79H12L11 81H9L8 82V80L6 81V83H3ZM37 80V79H36ZM68 80V81H67ZM96 80V81H95ZM100 80V81H99ZM113 80V79H112ZM70 82V81H69ZM69 82L67 83V84H69ZM135 82H137V83H135ZM26 83V82H25ZM31 83H33V85L31 86L30 84ZM57 83H60L59 85H61V86H59ZM146 83V84H145ZM162 83V82H161ZM84 86H83V85ZM161 85V87H163V89H161V92H163L164 94V96L165 97H162L163 95H162V93L159 91L160 89L159 88H161L160 86H156V85ZM6 85V86H7ZM30 85V86H29ZM48 85V86H47ZM242 86V88L246 91L245 93H244V97L243 96H238L237 95V93L235 92L236 91V88L235 89H233L235 86ZM12 86H13V84H12ZM29 86V87H28ZM45 86V87H44ZM79 86V87H78ZM111 86H114V87H111ZM137 86V92H136V94H133L132 92H131V90H129V94L130 95H126L125 96V92L126 91H128V89L129 88H135ZM146 88V89H144V87ZM60 87V88H59ZM62 87V88H61ZM143 87V88H142ZM256 87H258L257 88V91L259 92V93H261V94H258V96H255L256 98L258 97V100L257 99H253V97H254V95H253V97H251L252 99H253V102L251 101H248L249 103H251V104H253L254 105V102H255V104L258 102V103H260V104H258L257 103V105L254 107L253 105V107H250L249 105H247V106H249V107H247V108H245L244 107V109H247L246 111H247V113H246V115L245 114H242V113H244V112H246V111H244V109L242 110V105H243V103H245V101L246 100H242V99H244V98H249V99H251L250 97H249V94H250V92L249 91H251V90H255L256 89ZM6 89H7V87H5ZM30 88H32V89H30ZM158 90H157V89ZM165 88H167V89H165ZM255 88V89H254ZM0 89V90H1ZM65 89V88H64ZM63 89V90H64ZM66 89H67V87H66ZM65 89V90H66ZM72 89V88H71ZM147 89H148V92H146L147 91ZM156 89V90H155ZM165 89V90H164ZM251 89V90H250ZM259 89H260V91H259ZM27 90H26V92H27ZM65 90H64V92H65ZM69 90V89H68ZM153 91V92H151V91ZM163 90V91H162ZM243 90V91H244ZM67 91V90H66ZM154 91H156V92H158V94L156 93V92H154ZM1 92V91H0ZM35 92H38V94H36ZM247 92H248V94H247ZM35 93V94H34ZM147 93H151V96L149 95V94H147ZM156 93V94H155ZM159 93H161V95L159 94ZM252 93V92H251ZM30 94V93H29ZM33 94H34V96H33ZM132 94H133V96H132ZM153 94H155L156 96H161L160 98H158V97H153V96H155V95H153ZM1 95V94H0ZM25 95H28V94H26L25 92H24V95H22V97H24ZM149 95V96H148ZM252 95V94H251ZM74 96V98H72ZM128 96V97H127ZM246 96V97H245ZM248 96V97H247ZM69 97V98H70ZM148 97H149V99H148ZM151 97V98H150ZM241 97H243V98H241ZM260 97V98H259ZM263 97H264V94H263ZM91 98V99H90ZM9 99L10 100H12V101H10L9 102ZM28 99H30L29 101H28ZM75 99V100H74ZM81 99V98H80ZM101 99V100H100ZM118 100L117 101V104H118V106L116 105V100ZM162 100V102L163 101H165V103L163 102V105H165V109L166 110H164L165 112H163L162 113V109H164V108H162V107H160L159 108V106H161V102H159V100ZM248 99V100H249ZM75 101V103H74V101ZM115 100V101H114ZM160 100V101H161ZM240 100V101H239ZM242 100V101H241ZM20 101H19V103H20ZM81 101V103L82 102H84V106L85 105H87V104H89L92 108L91 109H85L86 107H83V109H85V110H80L79 112H82L83 111V113H84V115H86V118H85V123L83 124V128L85 129V131H84V129L82 130V129H79V128H81L82 127V125H81V127H73L74 128V131H72V128L70 127V129H67L68 128V126H70V125H68V122L69 123H71L72 124V120H73V116L71 117V112H77L76 110H78V109H80V102ZM86 101H87V104H85L86 103ZM11 102H13V103H11ZM74 103V106H75V108H76V106H77V108H76V110L74 109V108H72V107H74L73 106V103ZM77 102V103H76ZM247 102V101H246ZM12 105H11V104ZM71 103H72V105H71ZM21 104V105H22ZM29 104V105H28ZM76 104V105H75ZM78 104H80V105H78ZM13 105H14V108H13ZM83 105H81V106H83ZM152 105V107H154V109H153V111H152V109L150 108V106ZM162 105V106H163ZM259 105H260V107L261 108H259L258 109V107H259ZM12 106V107H11ZM29 106H31L30 108H32V109H30L29 108ZM168 106V108H169V110H167V107ZM258 106V107H257ZM18 107V108H17ZM34 107V108H33ZM160 109H158V108ZM172 107V108H171ZM27 108H29L30 110H32L33 112H31V111H29V110H27ZM82 108V107H81ZM158 109V111H156L157 109ZM256 110H255V109ZM35 109V110H34ZM37 109V110H36ZM72 109H74L73 111H72ZM150 109H151V111H150ZM258 109V110H257ZM62 110H64V112H63V114H61L62 113ZM253 110H254V112H253ZM28 111V112H27ZM35 111V112H34ZM53 112V115H52V113L51 112ZM156 111V112H155ZM161 113H160V112ZM6 112V113H7ZM30 112V113H29ZM45 112V113H44ZM46 112L47 113H50V114H47V116H48V118H47V116L45 115L46 114ZM54 112H61L60 114L59 113H54ZM66 112H68V114L66 113ZM179 112H181L180 114H179ZM220 112V113H219ZM222 112V113H221ZM230 112H234V113H230ZM238 112H240V113H238ZM6 113H5V115H6ZM160 113V116L158 115ZM165 113H166V115H165ZM168 113V114H167ZM169 113H171L172 115H170ZM8 114V113H7ZM57 114V115H56ZM65 114H67V116L65 115ZM188 115V116H190L189 117V119L191 118V117H193V122H192V124H190V125H194L195 126V124H196V127H194V128H196L195 130H194V128L192 127V129L194 130V132H192V130L190 131V127L189 126H186V125H183L184 123H182L183 121H184V119H183V115ZM240 114H242V115H240ZM55 115V116H54ZM63 115L65 116V117H63ZM163 115H165V116H163ZM168 115V116H167ZM234 115L233 116H230L232 119H233V117H234ZM236 115H235V120H236V122L238 121V122H240V119H236ZM256 115H257V113H256ZM8 116V115H7ZM42 116H44V118H42ZM50 116V117H49ZM59 116H62L61 118H59ZM68 116H70V117H68ZM247 116H251V115H247ZM3 117V116H2ZM2 117L0 118V119H2ZM10 117V116H9ZM8 117V118H9ZM158 117V118H157ZM162 117L164 118V122L162 121V120H158V119H162ZM229 117V116H228ZM228 117H227V119H228ZM252 117V116H251ZM6 118V117H5ZM7 118V119H8ZM71 118V119H70ZM68 119H70L69 121H68ZM3 120V119H2ZM53 121V122H56V121ZM68 122H67V121ZM195 120H197V121H195ZM234 120V121H235ZM1 121V120H0ZM42 121V122H41ZM49 121V120H48ZM159 123H158V122ZM163 122L164 124H165V126L164 125H162V127L163 128H158V126H159V124H163V123H161V122ZM190 121H191V119H190ZM199 121H200V123H199ZM231 121V120H230ZM123 122V123H122ZM225 122H228V121H225ZM237 122V123H238ZM41 123V124H40ZM48 123V124H47ZM94 123H98V127L97 128H94L93 129V127H92V125L94 124ZM182 123V124H181ZM185 123H187V122H185ZM199 123V124H198ZM237 123H235V124H237ZM39 124V125H38ZM227 124V123H226ZM228 124H230L231 125V122L230 123H228ZM239 124V123H238ZM238 124H237V126L235 125V127H236V129H238L237 127H238ZM52 125V126H51ZM55 125H56V127H57V129H58V126H59V128L61 129V130H57L56 129V127H55ZM189 125V124H188ZM198 125V126H197ZM230 125L228 126L229 127V129H230ZM36 126H38L36 129H34V127H36ZM53 126H54V128H53ZM200 126V127H199ZM39 127V128H40ZM125 127V128H124ZM228 127H226V129L228 128ZM232 127H233V125H232ZM124 128V129H123ZM156 128H158L155 132H151L150 130L151 129H156ZM213 128H215V129H213ZM16 129H17V127H16ZM32 129V130H31ZM52 129H54L55 131H57V132H55L54 130H52ZM65 129H67V132H66V130ZM75 129H78L79 131L80 130H82V131H80L81 132V134L79 133V131H78V133L81 135H79V134H76V131L77 130H75ZM27 130V131H26ZM68 130H70V131H72V132H69ZM153 130V131H154ZM214 130V131H213ZM220 129H218V131H219ZM16 131H18V130H16ZM24 131H26L25 133H23ZM28 131V132H29ZM42 131V130H41ZM58 131H60L59 132V134H58ZM62 131V132H61ZM84 131V132H83ZM228 130H226V132H227ZM231 131H232V129H231ZM237 131V132H236ZM239 131L240 130H235V132L234 131H232L234 134H238L239 133ZM1 132V131H0ZM73 132H75L74 133V136L73 137H75V136H80V138H81V140H82V142L81 143H79L78 142V144L79 145H77V146H79V147H81V148H83V149H79V148H77V150H76V147H75V149H74V146L73 145H69V144H67V145H69L68 146V148L66 149V147L65 146H67V145H65V142H66V136H67V134H73ZM224 132H225V130H224ZM229 132H230V130H229ZM56 133V134H55ZM65 133H66V135H65ZM83 133V134H82ZM152 133H154V135H152ZM186 133V135L184 136V134ZM64 135L63 136V139L61 138V137H59V136H61V135ZM76 134V135H75ZM264 134V133H263ZM262 134V135H263ZM0 135H2L1 133H0ZM68 135V136H69ZM190 135V134H189ZM215 135H217V137L218 138H220L221 140L222 139H225L226 140V138H232L233 137V134H228V133H223V131L222 132H218L217 134H215ZM28 136L29 135H27V139H29L28 138ZM43 136V137H42ZM71 136V135H70ZM71 136V137H72ZM184 136V137H183ZM213 136V135H212ZM3 137V135L2 136H0V138H2ZM26 137V136H25ZM190 136H188V138H189ZM57 138V139H56ZM59 138H61V139H59ZM76 138V137H75ZM80 138H76V139H80ZM187 138V137H186ZM185 138V139H186ZM216 138V137H215ZM238 139V138H237ZM251 140V142H250V140ZM2 139H0V141H1ZM88 140H89V142L91 141H94V142H99V143H102V145H101V147L98 149V150H95V151H93V149H90L89 147V142H88ZM184 140V141H183ZM79 141V140H78ZM133 141H138L139 142V144L138 145H136V146H138V147H136L135 145H131V147H127V146H122V145H124V144H127V142H129V143H132ZM188 141H189V139H188ZM208 141H211V140H208ZM219 141V140H218ZM227 141V140H226ZM241 141H243V142H241ZM63 142V143H62ZM200 142V141H199ZM219 142H222V141H219ZM1 143V142H0ZM2 143H3V141H2ZM46 143V144H45ZM62 143V144H61ZM189 143V142H188ZM215 143V142H214ZM243 143V144H242ZM255 142L253 141V143H252V145H253V147L255 146V144H254ZM34 144V145H33ZM43 144V145H42ZM52 144V146H53V148H52V146H50ZM74 144V143H73ZM75 144H76V142H75ZM80 144H82V145H80ZM136 144V143H135ZM191 145L193 144V143H190ZM189 144V145H190ZM202 144V143H201ZM3 145V144H2ZM49 145V146H48ZM179 145H177V146H179ZM1 146V145H0ZM23 146V147H22ZM40 146V147H39ZM42 146V147H41ZM45 146H46V148H48V149H51V151H50V153L48 154V153H44L43 154V148H45ZM48 146V147H47ZM173 146H171V147H173ZM193 146H195V145H193ZM231 147H229V149L231 148L232 149V144L230 145ZM4 147V146H3ZM3 147H2V149H1V147H0V149L3 151ZM182 147V146H181ZM187 147V146H186ZM196 147H198V146H196ZM220 147H223V148H220ZM244 147H245V149H244ZM17 148V147H16ZM73 150H76V151H74V152H72V149ZM184 148V147H183ZM182 148V149H183ZM195 148V147H194ZM194 148H193V150H194ZM214 148V149H213ZM237 148V149H236ZM247 148V149H246ZM248 148H249V150H248ZM7 149V148H6ZM10 149H11V147H10ZM14 149H15V147H14ZM39 149V150H38ZM71 150V151H69V150ZM160 149H162V148H160ZM253 149V148H252ZM0 150V153L2 154V151ZM5 150V149H4ZM216 150H218V151H220V154L219 153H217V152H215ZM224 150V149H223ZM236 150L239 152H236ZM249 151L248 153H249V155H250V157H248V159L251 161H249V163L246 161L247 160V156L246 155H248L246 152L247 151ZM6 151V150H5ZM9 151H11V150H9ZM177 151V150H176ZM196 151V150H195ZM194 151V152H195ZM207 151H209V152H212V153H209V154H207L206 153V155H205V152H207ZM246 151V152H245ZM251 151H253V150H251ZM7 152V151H6ZM25 153V155H23L24 153ZM110 152H112V153H110ZM198 152V151H197ZM222 152V153H221ZM228 152H229V150H228ZM227 152V153H228ZM229 152V153H230ZM3 153H5V152H3ZM117 153V154H116ZM126 153H128V156H129V153L131 154V155H133L134 157H131V156H129V158H127L126 156H125V154ZM156 153V152H155ZM154 153V155H156ZM159 153V152H158ZM183 153H185V152H183ZM246 153V154H245ZM0 154V155H1ZM17 154V155H16ZM48 154V155H47ZM145 154V155H144ZM109 155H112V156H109ZM113 155H114V157H113ZM116 155L118 156V155H120V159L118 158V157H116ZM124 155V156H123ZM127 155V154H126ZM144 155V156H143ZM176 155V154H175ZM180 155V154H179ZM252 155V156H251ZM3 156V157H2ZM17 156V157H16ZM23 156H25V158L23 157ZM151 156H153V157H151ZM195 156V155H194ZM200 156V155H199ZM246 156V157H245ZM261 156V155H260ZM262 156H264V155H262ZM1 157L4 159V157H5V159H7L6 158V156L5 155H1ZM45 157V158H44ZM110 157V158H109ZM117 158V161H121L122 159V161H121V163L120 162H118V164H117V161L115 162L114 161V164H113V159L115 160L116 158ZM124 157V158H123ZM161 159H160V158ZM172 157V156H171ZM170 157V160H173L172 158ZM197 157V156H196ZM228 157V158H227ZM257 157V156H256ZM26 161L25 163H23L24 162V160ZM43 158H44V160H43ZM94 158V159H93ZM109 158V159H108ZM122 158V159H121ZM155 158V159H154ZM158 160H157V159ZM226 158V159H225ZM243 158H245L246 160V162L244 161V159ZM259 157H257V159L256 160H259L258 159ZM7 159V160H8ZM75 159H76V161H75ZM97 159H98V161H97ZM106 159H108L107 161H105L106 162V165H104V168L102 169V171L100 172V171H97V172H95L96 170H98V168L96 169V167H93L94 168V172H91V169L93 170V168H92V166H90V163L94 160V161H96V162H99V160H101L100 162H101V164H102V162H103V164H104V160ZM112 160V163H109V161L111 162V160ZM125 159H128V162H127V160L125 161ZM163 159V160H162ZM200 159H201V157H200ZM21 160V161H20ZM74 162H72V161ZM103 160V161H102ZM131 160V161H130ZM136 160V162H134V161ZM150 160V161H149ZM153 160V161H152ZM154 160H156L158 163L160 162L161 164H159L158 165V163H157V165L159 166V168L161 169H158V168H156V169H154V168H152L153 170H155L156 171V173L158 174V176H157V174L155 173V172H153V170L151 169V168H149V169H151L152 170V172H151V170L150 171H146L147 173H145V171H144V173H142L141 172V170L138 172V170H139V168L141 167V168H143L144 166L143 165H149L151 162L156 166V162L154 163ZM159 160H161V161H159ZM169 160V161H170ZM197 160H199V157H197ZM261 160V159H260ZM20 161V162H19ZM33 162V161H36L35 163L33 162V166H38L39 167V169L41 170L40 171V173H41V175H38V170H37V168L36 167H33L32 165H30L29 167L31 168H29L28 167V165L29 164H31V163H29V162ZM130 161V162H129ZM190 161V160H189ZM193 161V160H192ZM8 162H10V161H8ZM38 162V163H37ZM60 162V163H59ZM71 162H72V164H71ZM165 162V163H164ZM173 162V161H172ZM199 162H200V160H199ZM21 163H23V164H21ZM26 163H28V164H26ZM37 163V164H36ZM82 163H84V165L82 164ZM115 163H116V165H115ZM151 163V165H153ZM162 163H164L165 165L163 166V167H165L167 170H164L163 168H162ZM260 163V162H259ZM35 164V165H34ZM78 164H79V167H78ZM92 164V163H91ZM112 164V165H111ZM123 164V163H122ZM42 165V164H41ZM75 165V166H76ZM117 166V167H115V166ZM123 165V166H124ZM143 167H142V166ZM161 165V166H160ZM195 165V168L197 167ZM261 165L262 166H264L263 165V163H261ZM85 166H87V168L85 167ZM88 166H90V167H88ZM112 166H114V167H112ZM122 166V167H123ZM125 166L123 167V168H125ZM248 166V168L250 169L249 171H251L250 173L251 174H249V171H248V168H247V171L246 172H244V174H243V172L241 173V172H239L240 170H239V168H241V170H242V168L243 169H245L246 167ZM33 167V168H32ZM136 167V170H137V173H141V175L139 174H135L134 173V171H135V169L134 168ZM157 167V166H156ZM194 167V166H193ZM226 167H228L229 168V172H227L226 171ZM256 167V166H255ZM42 168V169H41ZM47 168V169H46ZM71 168V167H70ZM76 167H74V169H75ZM88 168H90V169H88ZM120 169H121V167H119ZM146 167H144L143 168V170L145 169ZM174 168H177V167H173V169ZM19 170L21 169V168H18ZM18 169H16V170H18ZM61 169V168H60ZM57 170V171H61V173L63 174V176H64V178L62 177V179H63V182H61L60 180V177L61 176H58L59 174L61 175V173H59L58 175H57V177L60 179L59 181L61 182V184L63 183V184H65V185H59L58 183H59V181H58V183H57V179H56V181H55V183H57L59 186H55L56 188V194L57 193H59L60 192V196L61 197H59L60 199H58L57 197H56V195H55V198H56V200L58 199L59 201L57 202V201H55V203L56 204H58L59 203V205L58 206H61L62 207V205H63V209L64 210H66L67 208L65 207V205L64 204H66L65 202H63V201H65V200H63V199H67L68 197H70V196H73L74 194H75V191L73 190V192H74V194L73 193H69V192H67L65 189H72V188H74L73 186L74 185H72L73 183H75L74 181H75V179H77V172L75 173V171H74V169L72 170V169H70L71 171H72V173L69 171V174H66L67 173V171L69 170H67V171H63V170ZM88 169V170H87ZM119 169V170H120ZM126 169V168H125ZM125 169H123V170H125ZM128 169V168H127ZM127 169L125 170V172H127ZM128 169V170H129ZM134 169V170H133ZM157 169H158V171H157ZM191 169H190V171H191ZM78 169H76V171H77ZM80 170V169H79ZM78 170V171H79ZM84 170H86L87 172H85ZM99 170H101V169H99ZM103 170H104V172H103ZM111 170H110V172H111ZM117 170H115V171H117ZM184 170V169H183ZM194 170V171H193ZM24 170H23V172H25ZM73 171H74V173H73ZM80 171V172H81ZM130 172H129V174L131 173V169L129 170ZM165 172V171H168V174H167V176H160V173L162 174V172ZM262 171V168H260V167H257V172H261ZM25 172V173H26ZM29 172V171H28ZM66 172V173H65ZM89 172H90V174H89ZM101 174H100V173ZM103 172V173H102ZM124 172V173H125ZM187 172V173H186ZM22 173V172H21ZM21 173H20V175H21ZM50 174L52 173V172H49ZM65 173V174H64ZM95 173H97V174H95ZM128 173V172H127ZM126 173V174H127ZM153 174V175H147V174ZM229 175H228V174ZM246 173V174H245ZM249 175H248V174ZM24 174V173H23ZM44 174V175H43ZM71 174H73V175H71ZM75 174V175H74ZM95 174V175H94ZM103 174H104V176H103ZM113 174V173H112ZM128 174V175H129ZM156 174V175H155ZM189 174V176H190V178H191V181H190V183H188L189 182V180L188 179H186ZM226 174H227V176H226ZM243 174V175H242ZM30 176H31V174H29ZM28 175V176H29ZM44 177H43V176ZM47 175V176H46ZM144 175V176H143ZM147 175V176H146ZM255 175H259L258 173H255ZM39 176H41V177H39ZM66 176V177H65ZM74 176H75V178H74ZM95 176V177H96ZM111 176V175H110ZM136 176V177H135ZM152 176V177H151ZM154 176V177H153ZM182 176H183V178H182ZM253 176H254V174H253ZM4 177V176H3ZM32 177V176H31ZM73 177V178H72ZM150 177V178H149ZM160 178V179H158V180H156L157 178ZM173 177V178H174ZM177 177V178H176ZM182 179H181V178ZM184 177H186V178H184ZM257 177V176H256ZM256 177H252V178H256ZM12 177H10V179H11ZM67 178V179H66ZM154 178H156L154 181L152 180V179H154ZM169 178V179H168ZM179 178H180V180H179ZM201 178V179H200ZM15 179V178H14ZM13 179V180H14ZM65 179V180H64ZM73 179H74V181H73ZM103 179V180H102ZM105 179V180H104ZM184 179H185V182H182V180L184 181ZM5 180H7L8 181V179H5L4 178V180H1L0 182V185L1 184H5ZM16 180H17V178H16ZM90 180V181H89ZM162 180L163 182H160V181ZM172 180H173V182H172ZM186 180H188V182H186ZM252 180H254V179H252ZM3 181V182H2ZM6 181V182H7ZM86 181V180H85ZM157 181H158V184L159 185H154L155 183H157ZM194 181V182H193ZM256 181V180H255ZM251 182V184L253 185V183H256V182ZM10 183H11V181H9ZM112 182V183H111ZM160 182V183H159ZM172 182V183H171ZM9 183V184H10ZM13 183V182H12ZM102 183H99V184H102ZM117 183V182H116ZM131 183V184H130ZM165 183V185H169L168 183L166 184ZM177 183V182H176ZM183 183H184V186H183ZM188 183V184H187ZM243 183H245V185L247 186V188H244L245 187V185H241V184H243ZM7 185H9L8 184V182L6 183ZM13 184H15V183H13ZM13 184H11V186L12 187H10V185L9 186H7V185H2V191H8V192H6V194L5 195H1L3 192L1 191V189H0V195H1V197H2V200L4 201V202H7V204H10V202H12V201H17L18 199H19V197L16 195V193H15V191H14V189H16V188H18V189H20L19 187V184L17 185L16 184V186H14ZM106 184V183H105ZM135 184H138V185H135ZM90 185V186H89ZM93 185V186H92ZM172 185V186H173ZM39 186V187H38ZM61 186H64L65 188H62ZM87 186V185H86ZM143 186V185H142ZM242 186H244V187H242ZM6 187V188H5ZM11 189V190H9V188ZM58 187H59V189H58ZM166 187V186H165ZM242 187V188H241ZM157 188H156V190H157ZM176 188V189H177ZM243 188L245 189L244 191H242L243 190ZM5 189V190H4ZM8 189V190H7ZM52 189H54V186L52 187ZM58 189V190H57ZM60 189H61V191L63 192H65V194H63L61 191H60ZM63 189V190H62ZM87 189V188H86ZM251 190H252V188H250ZM17 190V189H16ZM21 190H23V189H21ZM37 190V189H36ZM85 190V189H84ZM10 191H13L14 193H12V192H10ZM69 191V190H68ZM157 191H159V190H157ZM225 191V192H224ZM229 191V192H228ZM4 192V193H5ZM184 192H182V194H184ZM223 192L225 193L224 195H223ZM227 192V193H226ZM235 192V193H234ZM68 193H69V196H68ZM219 193V194H218ZM222 193V195L224 196H222V195H220ZM16 195V198H15V195ZM37 194V193H36ZM62 194V195H61ZM72 194V195H71ZM186 194H188V195H186ZM231 194V193H230ZM32 195V194H31ZM28 195V197H30V200H31V197L32 196H35V200L36 201H39V200H42V199H37L38 197V195H39V193L37 194V196L34 194V195ZM59 195V194H58ZM65 195V196H64ZM76 195V194H75ZM160 195H161V193H160ZM159 195V193H158V201H160V199L161 198H159V197H161ZM205 195V194H204ZM220 195V196H219ZM63 196L65 197V198H63ZM68 196V197H67ZM252 196V198H254V196H255V194H252L251 195ZM15 198V200H14V198ZM23 197V196H22ZM25 197V196H24ZM28 197H27V199H28ZM219 197H221V199L219 198ZM18 198V199H17ZM32 198V200H31V203H32V201H34V202H36L34 199ZM54 198V199H55ZM187 198H189V196L187 197ZM223 198V199H222ZM25 199H26V197L25 198H22V200H23V202L25 201ZM26 199V200H27ZM61 199L63 200V201H61ZM221 201H220V200ZM1 200V202H0V204H2V201ZM29 200V201H30ZM195 200H193L194 202H195ZM206 200V198L205 199H203V201H205ZM18 201H21V199L20 200H18ZM28 201V200H27ZM44 201V200H43ZM185 201H190V198H189V200H185ZM3 202V206L6 204V203H4ZM14 202V203H15ZM22 202V201H21ZM20 202V203H21ZM40 202V201H39ZM39 202H37V203H39ZM44 202H46V200L44 201ZM161 202V201H160ZM183 203L182 204H185L184 203V201H182ZM216 202V201H215ZM214 202V203H215ZM25 203H27V202H25ZM29 204H30V202H28ZM49 202H46L45 204H48ZM135 203V202H134ZM134 203H133V205H134ZM181 203V202H180ZM179 203V204H180ZM6 204V205H7ZM12 205H13V202L11 203ZM16 204V203H15ZM10 205V207H6L5 208V210L7 211V212H9V211H12V214L11 215H13V212H14V207H16L17 206V204L16 205ZM28 204V205H29ZM131 204H132V202H131ZM131 204H127V205H124L125 207L126 206H130ZM216 204V203H215ZM214 204V205H215ZM30 205H31V207H30ZM28 207H30V208H32V211H33V207L34 206H36V205H34L33 207H32V204H30ZM133 205H131V206H133ZM136 205V204H135ZM21 205H19V207H20ZM156 206V205H155ZM205 206V207H204ZM217 206V205H216ZM221 206H222V204H221ZM19 207L17 206V210H19L20 211V209L22 208V206H21V208L19 209ZM37 207H39V205L37 206ZM157 207V206H156ZM208 207V208H207ZM27 208V207H26ZM30 208H28L27 210L25 209V212L26 211H29V212H31V209ZM35 208V207H34ZM216 208H218V210L216 209V211H217V213L218 212H222L221 211V208L222 207H220V205L219 206H217ZM220 208V209H219ZM224 208V207H223ZM226 209V208H225ZM253 209H255V207L253 208ZM4 210V208H2L1 207V209H0V213L2 212V214H0V224H1V222H2V224H3V222H4V224L6 225V227H7V229H8V233L5 235V236H2V234L0 233V236H2L1 238H0V240H3V239H5V238H7L6 236H10V235H12V231H11V223H12V229L15 227V224H16V222H18L21 218H20V216L19 215H15V218L13 217V216H11L10 215V217H13L14 218V222L13 221H11L12 220V218H10V217H7V216H5V215H7L8 213H6V211ZM16 210V211H17ZM22 210H23V208H22ZM215 210V209H214ZM213 210V211H214ZM223 210V209H222ZM231 210H232V212H231ZM250 210L251 211H253V212H258L259 210H257V209H255V210H252V208H250ZM250 210H247L248 212L246 213V211H244L243 213L242 212H240L239 210H236V211H239L238 212V214H239V216L237 215V212H233L234 210L233 209H230V210H226L227 211V213H226V211H224V213L225 214H227L228 215V213H229V216L230 215H232V217H234V216H238V217H240V215H241V213L245 216V214L247 215L248 213H249V211ZM15 211V212H16ZM211 211V212H210ZM263 211V210H262ZM262 211H261V213H262ZM6 214H5V213ZM14 212V213H15ZM22 212H24V211H22ZM212 213H214V212H212ZM223 213V212H222ZM221 213V214H222ZM223 213V216L222 215H220L219 213L217 214L218 216L220 215V217H227V215H225ZM234 213V214H233ZM236 213V214H235ZM259 213L258 212V215L260 214L261 216H263L264 215V213ZM249 214H251V212L249 213ZM31 215V214H30ZM210 215V214H209ZM225 215V216H224ZM254 215V217H252ZM258 216V217H256L257 216V213H252V215H251V217H252V219H249V218H251L249 215H247L246 216V218L244 217V216H242L241 215V219L240 218H238L237 216V218L236 219H232L231 218V216L229 217V219H227L226 218V220L224 219V223H223V225H225V227H222L223 225H221L220 227L222 228V230L223 231H227L226 230V227H230V228H227L228 229V231L227 232H229V230H233V229H235L236 230V232L238 231V230H240V231H238L237 233L238 234H240V232H241V230H243V229H241V228H245V230L247 229V225L249 226L248 227V232H250V228H252L251 230H253L254 231V229L255 228H259V226L264 222V216L262 217V219L261 218H259V217H261V216ZM27 216V215H26ZM249 216V217H248ZM22 217V216H21ZM31 217H33V215L32 216H28V217H25L24 216V218H27V219H25V221L26 220H28L29 219V221L31 222V224L30 225H32V226H30V225H28L30 222H26V223H24L25 221H24V219H21L22 220V223H23V225H22V223H21V225L23 226H19L18 224H16V227L17 228H21L20 230H21V232L20 233H22V234H25V232L27 231L28 232V230H26V228H28V227H33L34 225H36L35 223L33 224V221H32V219L34 220V218H31ZM35 217V216H34ZM55 217H60L59 215H58V213H57V216H55ZM242 217H244L243 219H242ZM11 220H10V219ZM30 218H31V220H30ZM54 218V216L52 217V219ZM54 218V220L51 222V221H49V222H51L50 224H52L53 225V227H54V229H51L52 231H54L55 232V234L56 235H62V238H64L63 237V234L64 235H66V233H68V226L70 227V225H68L67 227H65V224H63V222H64V220H62L63 218H62V216L60 217V218ZM55 219H57V220H55ZM245 219V220H244ZM247 219V220H246ZM61 220V221H60ZM229 220V221H228ZM230 220H231V222H230ZM24 221V222H23ZM63 221V222H62ZM5 222H7V223H5ZM8 222L10 223V224H8ZM35 222V221H34ZM231 223L230 225H228V224H226V223ZM248 223V224H247ZM45 224V223H44ZM235 224V226H233ZM247 224V225H246ZM264 224V223H263ZM25 225V226H24ZM49 226V225H48ZM241 226H243V227H241ZM245 226V227H244ZM8 227H10V228H8ZM14 228V232H13V238L12 237H9L8 238V240H13L14 238H17L16 237V235H17V231H19V229L17 230V228ZM25 227V228H24ZM52 227V226H51ZM220 227H218L220 230H221V228ZM236 227V228H235ZM263 227H264V225H263ZM29 228V229H30ZM61 228H63V231H60V229ZM65 228H67V229H65ZM223 228H225V229H223ZM232 228V229H231ZM258 228H257V230H258ZM260 228H262V227H260ZM259 228V229H260ZM23 229V230H22ZM64 229L66 230V233H65V231H64ZM71 229V228H70ZM16 230V231H15ZM24 230H25V232H24ZM50 230V229H49ZM68 230V231H67ZM234 230V231H235ZM247 230H246V232L245 233H248L247 232ZM262 230V229H261ZM11 231V232H10ZM216 231V230H215ZM222 231V232H223ZM10 232V233H9ZM29 232H31L30 230H29ZM236 232H235V234H236ZM244 232V231H243ZM254 232H256V231H254ZM19 233V232H18ZM224 233V232H223ZM245 233H241V234H245ZM250 233H252V232H250ZM250 233H248V234H250ZM16 234V235H15ZM51 234H52V232H51ZM219 235H220V233H218ZM232 235L234 234V233H231ZM230 234V235H231ZM14 235H15V237H14ZM68 235V234H67ZM252 235V234H251ZM262 235V234H261ZM17 236H19V234L17 235ZM224 236H226V235H224ZM256 236H258V234L256 235ZM56 237V236H55ZM240 238H241V236H239ZM251 237V236H250ZM263 237V236H262ZM50 238H52L51 236H50ZM49 239V238H48ZM236 239H237V237H236ZM247 239V238H246ZM249 239V238H248ZM254 239L256 240V238L254 237ZM50 240H52V242L53 243H55V242H57V244L59 243V240H54V238H52V239H50ZM63 240V239H62ZM71 240V239H70ZM66 241V240H65ZM231 241V240H230ZM240 241V240H239ZM242 241V240H241ZM247 241V240H246ZM0 242H3L4 243V241H0ZM71 243H72V241H70ZM14 243V242H13ZM12 243V244H13ZM62 243V242H61ZM67 243V242H66ZM228 243H230V242H228ZM264 243V242H263ZM1 244V243H0ZM15 244V243H14ZM14 244H13V246H14ZM73 244V243H72ZM226 244V243H225ZM9 245H10V249H11V252L10 253H12L13 251H15L14 250V247H12V245H11V243H9ZM8 245V246H9ZM68 245H71V244H69L68 243ZM240 245V244H239ZM7 246V245H6ZM7 246V247H8ZM48 246V245H47ZM222 246H223V248H222ZM221 247H219V248H217V250H215V252H213V253H209V255H210V257H212V261L214 262L215 260H216V262L218 263V262H220V264H223V262H224V260L223 259H225V261L227 262H225L226 264H241L242 262H243V258L242 257H239V256H243V255H241L243 252L242 251H240V252H242V253H240L239 252V258L236 256V253L235 252H237L236 250L238 249H240V248H238V247H235V246H233V245H229V246H225L224 245V243H223V245H222ZM7 247H3V248H0V252H3V253H5V254H7V255H9L10 253H9V249L7 248ZM225 247V248H224ZM235 248H237V249H235ZM5 250H7V251H5ZM44 250V249H43ZM233 250H235V252L233 251ZM250 251V250H249ZM9 254H8V253ZM235 253V254H234ZM238 253V252H237ZM13 254H14V252H13ZM244 254V253H243ZM248 254V253H247ZM255 255V254H254ZM236 257V259H235V257ZM207 257V256H206ZM209 257V256H208ZM251 257L253 258V256L251 255ZM219 260V259H221V260H223V262L222 261H218L217 259ZM240 258H242V259H240ZM248 258V257H247ZM247 258H246V260H247ZM254 258H255V256H254ZM207 259V258H206ZM213 259H215V260H213ZM241 260V261H239L238 262V260ZM38 260V259H37ZM39 260H41V261H43L42 259H39ZM38 260V261H39ZM210 260V262L213 264V262ZM254 260V259H253ZM40 262V261H39ZM39 262L37 263V261H36V263L37 264H39ZM209 261H207L205 264H207ZM214 263V264H217V263ZM244 262H246L245 260H244ZM255 262H256V259H255ZM247 263H248V261H247ZM247 263H245V264H247ZM250 263V262H249ZM248 263V264H249ZM42 264V263H41ZM43 264H47V262H44ZM254 264V263H253Z\"/></svg>",
	"mask_w": 264,
	"mask_h": 264
}]
</instances>
